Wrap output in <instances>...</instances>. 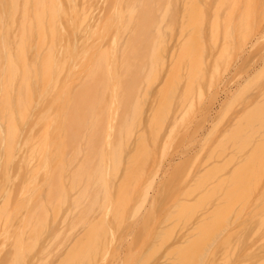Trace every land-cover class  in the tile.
<instances>
[{"label":"bare ground","instance_id":"obj_1","mask_svg":"<svg viewBox=\"0 0 264 264\" xmlns=\"http://www.w3.org/2000/svg\"><path fill=\"white\" fill-rule=\"evenodd\" d=\"M263 1L261 0V3ZM178 2L180 3V8L181 9L178 8ZM209 2L211 3V1H209V0H0V113H10L9 114V120H8V131H7V135H6V142H7V144H6V149H5L4 155L7 158L6 161H9V158H10L12 149H15V148H18V147L24 148L26 146L27 149H28V153H27L26 157L30 161V164L32 163V166H33V163L38 162L39 164H42V166H43V169L42 170H39L40 168L37 169V167H36V169H37L36 171H39V172L42 171L43 172V174H44V176H43L44 181H42V183H39V184L42 185V186H44V184H45L44 187H46L45 190H47V191L44 190L45 193H47V195H46L44 192H38V191L35 192V190L37 188L42 187V186H39V184H38V185H36L37 188L34 187V189L32 190L33 191V193H32L33 198L31 199L32 203L29 204L30 206L28 205V207L25 208L24 211L25 212L27 211V213H25L23 211L26 214V218L24 220H22L23 218H19V219H21L20 221H22V223L21 222H18L19 221L18 219H17L18 221H16V218H18L17 216H12V212L13 211L12 212L11 211H4V212H9V213H7L6 215H4V213H2L0 215V227H2V226L4 227V229H1L0 230V264H5V263H7V264H28L30 262L29 261L30 260L29 259V254L31 255L30 258L31 257L33 258V256L34 257H37V260H35L36 258H33V259L31 258V260H33V261H31L30 264H32V262H34V260H35V262L33 264H35L36 261H38L39 264H47V261L51 258V256H54V257H57L58 258L61 255V253L59 254L57 252V250L60 249L58 247L59 246L60 247L61 246H64V245H61V243L58 244V247L55 246V245H57L55 243V240H58L59 241L60 240V239H58V238H60L59 236H63V235H61L60 231H59V233L57 231H54V233H53L54 234V237L52 238L51 241H50V239H51V236L53 234L50 235V238L49 237H47L48 239L46 238V240H49L48 241L49 243H46L43 240L41 241L42 243H40L39 241H40L41 237L43 235L45 236V233L48 232V231L46 232L47 226H49V228H50V226H54V225H57L58 226V223L56 224L55 222L61 220V218H63V219L60 221V225H62V229H64V230L66 229L68 232L69 231L71 233L76 232V230H77L76 227L78 225H81V227L83 225L85 227L87 226V230H85L86 232L81 230L84 233L82 235L85 236V239H83L84 236H81L80 235V237H83L82 239L85 240L84 243H83L84 246H80L78 248L77 247L78 246L77 245L78 243H77L76 240H74L77 243L76 244L74 242L75 245H77V246H75L77 249L75 247L72 248V245L70 246L71 250L68 247L67 250L69 249V252L72 253V254H70L71 257H68V259L64 257V255L66 256V254L69 255V253L67 252V253L63 254V259L61 257H60L61 259H59V261L60 260H63V262L62 261H60V262L58 261L59 263L57 262L56 264H60V263H62V264H94L93 261H96L97 263H99L98 262L99 260L103 264H105L106 263V257H109L112 254L110 256L112 258L113 254L116 253V252H113V250H112V248H114L113 245L115 244V246H116L119 242L121 243L122 242V238L124 239V236L125 235L128 236V237L126 238V236H125V239L124 240L128 241L131 244V242L133 241L132 239L135 236L132 235V232H131L130 227H128V230L125 229V231H129L128 234L131 233V235H130L131 238H129V235H127L126 232H125V235H120L119 234L118 237L123 236L119 240H118V237L116 235L117 234V231H119L117 229H120L121 225L124 224V223H122L123 220H125L127 222V221L131 220L132 218H134V214L135 213H137L139 217H137V216L135 217V219L137 218L136 223H135V220L134 219H133V222L130 221V222H132L131 224L129 222L130 225L136 224L134 226H131L132 229L133 228H136V231H137V227H139L137 225H143V224H137V223L140 221L139 220L140 217L142 218L140 222L141 223L144 222L142 220H143V218H145L144 215L146 213L143 215V212H145V211L142 208H139L138 209V207H143V205H145V203H146L145 201H147V199H151L152 198V196H151L152 193L150 194L151 197L148 196L147 193L150 192V191L154 192L153 190L155 188H151L150 191H148V190L151 187L150 185H152V184L154 185L155 181H152V178L149 180L147 178V175H146L145 176L146 177L145 179L147 181L149 180L148 183H147L148 184V187L146 186L147 184L145 183V180H144V186H145V188H144L143 185H142L143 186L142 188L146 189V187H147L148 188L147 189L148 192L146 193V190H145L144 193L142 192L143 194L141 192H138L139 194H135V192H136L135 187H133V189H132L129 186V185L132 184V179L130 181L131 183L128 182V181H126V183L124 182L120 186L118 184H120V181L122 180V178L119 181L118 179L120 177H118L117 180H116L115 177L116 176H119L120 173L118 174V172L122 170V167H121V170H120V166H122V163H124V161H123V157L125 155L124 150H126L128 144H130V142H128V141H131V138L133 137V134L135 133L136 130H137V133H138V127H140L141 125H142V127L143 126L146 127L145 124L144 125L141 124V122H143L142 120H144V118H143L144 115L141 116V112H142V108H144L143 105L145 104V106H146V103L144 101L146 100V102H147V100L149 99V96H151V95H149V93H150L149 92L150 91V88L149 87L153 83L156 84V81L159 80L160 75H162L161 73H163V71H164V70L162 71V69L168 67V65H169V67L167 68L168 71L166 72V69L164 71L166 73L165 74L166 77L164 76V74L162 75V77L164 76L166 78L165 79L166 81H162L164 83L158 81V84H159V82L162 84V86L164 84L163 87H166L165 84L168 83L169 84V85L167 84L168 89L167 90L165 89V92H164V90L161 91V89L160 90L157 89L160 92V94L164 92L162 94V96H160V94H158V92H157V94H158V96H157V94L155 92V100H154V102H156V100H157L156 97L160 99V100L158 99L159 101H161V99L163 101V102L161 101L162 105L159 107L160 110H159L158 107H156V104L155 103L153 104V102L151 101V103H152L151 104V107H152V105H154V107H156V108H154V107L153 108L155 110L158 108V110H159V111H153V113L156 112V114L154 113V115H153L155 117H152L154 119L149 120V118H148L149 115H147L148 113H152L153 108H152V110L150 108V110H149L150 112H147V113L145 111H143L146 114L145 116H147L146 119L148 118V120H147L148 122L149 121L151 122L153 120L152 121L153 125L151 124L152 126H150V122L149 123L147 122L151 128L149 126H148L149 128L148 127L145 128V130L146 129H149L151 131V133H150V131L146 130V131L149 132V134H152L151 136H149L150 138L152 137V139H149V137L147 138V135H146L147 133L146 134L143 133V132H146V131H142L144 129V127L143 128L141 127L142 129L139 128V130H140L139 133L138 134L136 133L137 134L136 139L134 138V142L138 143L139 147L134 142L133 143H134L135 146L132 145V143H131V145L133 146V148L137 147L136 150L132 148L133 151H135V152L132 151L133 154L139 152L138 154H139V156L141 158L143 156L145 157V155L142 156L141 153L143 154L144 151L146 153V149H147L146 147L148 146L147 145L148 144L147 142L149 140H151L150 143H152V145H154V143L156 145H159V146L161 145L160 142L157 144L156 141L157 140L158 141H161V137L163 135H160V134L163 133L162 131L165 130L164 129L165 128L164 126L168 125L166 123L168 121H170V120H172V126L169 127V129H171V130L172 129L177 130L178 133H176L177 131L174 132L172 130L174 132V133H172V131L167 130V131H169L171 133H168L167 132V134L165 135V132H164V135H165L164 138L166 140L163 138V141L164 140L166 142L168 140L171 141L172 140L171 138H173L172 137L173 134H174V138L176 136L175 140L178 139L177 137H180V136H181V138L184 137L183 140H186L185 139L186 136H184V132L187 130V132H185V135L188 134V133L190 134V132L192 131V129H191L190 132H188L190 130V126L189 125L191 123L190 124L187 123L186 120H185V118L187 119V117H188L189 119H187V121L188 120L190 121L192 119V116L195 117L192 114H195L197 112L196 111L197 108H199V106L201 105L202 101L203 100H206L204 98L203 93L201 92V90L203 89L202 88V85L203 84L200 83V82H203V81H204L203 83H205L206 79L208 78L207 77V78H205V80H202L205 77V74L203 73L204 72L203 69H209V71L210 70H213V72L211 71L212 73H214V71L215 72L216 71L218 72L221 69L220 67L222 66V61L221 60L222 59H224V60L226 59L227 60V58H229V56L231 57V54L234 52V49L235 50L238 49V44L240 46V44L242 43V42L238 43V37H242V39L244 40L246 37H248V35H249L250 32L251 33H250L249 37H251V36L254 37V35L258 32L259 29H261V30L263 29L262 26H260L262 28H259V24L261 25L262 24L261 22L264 23V20H263L264 19L263 18V16H264V8L263 7L264 6L261 8L260 7V4H259V7H258V5H257L258 3H256V0H213V7H212V12L213 13L211 12V14H210V12H208V14L213 15V17L209 18V21H211V22H209V25H208V20H207L208 18H206L208 14L205 15V12H206L205 9L206 8L204 9L203 8V5H204V7H207L209 5L208 8H207V11H210V10H208V9H210V4H208ZM206 3L208 5L205 6ZM241 4H243L242 5L243 8L241 7ZM256 6L259 8V10L261 9L260 11H258V12H260V14L263 11V15H261V17L263 19L259 18V20H258V17H256V15H253L255 12L257 13V16L259 15V13L257 11H254V9L255 10H258V8ZM239 8L240 9L242 8V9L240 10ZM238 11H240L239 12V15L242 17L241 19H238ZM221 12L223 13V17L220 18V13ZM253 16H255L256 19L258 20L257 22H259V24L258 25L256 24V26H255V27L258 26L256 28L257 29V32L255 31V28H253L254 31H255V34H254V31L253 30H250V29H252V27H248L249 23L255 21V18ZM251 18H252V21H251ZM210 19H212V20H210ZM261 20H263V21H261ZM247 21H249V22H247ZM246 22H247V25H246ZM252 24L254 25L255 22L252 23ZM253 25H251V26H253ZM177 26H178L177 29H178V35H179V37H177V39L176 38L175 39H176V42H178V43L182 40L181 43H180V47H179L180 49H178V48H177L178 50L177 49H175V50H172L171 49L174 52V54H176L177 52L178 53L175 56H173L174 55L173 53H171V55L168 54V56L169 55L171 56V57L170 56L168 57V59H171L168 62L169 63L171 61L172 62L166 66L165 61H164L165 58H163L165 56V54L162 55L165 52H166V55H167V51H166V47H165L167 43L165 42V39H169V43L171 42V40L173 38L172 37L173 36V30ZM261 30L258 33V35L260 34V36H258L259 38H261V33L264 32V29H263V31H261ZM205 32H208L207 33L208 35ZM168 33L172 34V35L169 34V38L167 36ZM205 35L207 36L206 37L207 39L205 38ZM170 36H171V38H170ZM182 37H183V39H181ZM219 37H221V39H222L220 41L222 43H220L218 41L221 44V50L222 51L221 50L219 51V49L217 50V47H218L217 45L219 44V43L217 44V40H218ZM262 37L264 38V36H262ZM178 38H180L181 40L179 39L180 41H178ZM254 38L251 37L250 39H254ZM263 38H261V40L259 39L260 40V43H262V41L264 40ZM205 39H206V41H205ZM256 40H258L257 39V36H256ZM258 41H256V42H258ZM169 43H168V45H169ZM245 44L246 45H244V44L243 45L246 47L247 46V43H245ZM168 45H167V47H168ZM172 45H173V43H172ZM176 45H178V44H176ZM243 45H241V48L244 47ZM174 46L172 48H174ZM207 48H209V49H207ZM249 48H251L250 50H252V47H249ZM253 48H254V46H253ZM212 49L214 50V52H215V49H216L217 50V53H220V52L221 53L219 55L216 53L217 56H215V57H212V56L209 57L207 55V58H205V56H203L204 53H205V50H209L208 53L213 54L214 52L213 53L210 52V50L213 51ZM242 49H240V50H242ZM176 50H177V52L175 53ZM255 50L257 51V47H256ZM245 51L247 52V48H246ZM246 52H244V53L246 54ZM248 52H249V50H248ZM258 52L259 51H257V53ZM238 53H240L239 50H238ZM260 53H262V52H259L258 54H260ZM263 53H264V51H263ZM206 54H207V52L205 53V55ZM240 54L241 55H239V56L241 57L243 55L242 51H241ZM262 55L264 56V54H262ZM262 55H258V56L259 57H262ZM208 57L209 58L212 57V60H213V64L212 65H213V67L209 65V64L212 63V61L210 63L207 62V60L208 61L211 60V59L209 60ZM235 57H237V55L234 56V59H235ZM249 57H247V58L243 57V58L246 59V61H248L249 60ZM203 58L207 59L206 62L209 63V64H207V63L206 64H207V66H210L211 68H209L207 66L205 68V66H204L205 63H204V59ZM237 58H236V60H237ZM162 59H163V62H162ZM172 59H174V60H172ZM232 59H233V57H232ZM238 59L240 60V59H242V57L241 58H238ZM259 59H261V60H259ZM262 59L263 58H257L256 60L262 61ZM224 60H223V65H224ZM230 60H231V58H230ZM236 60H235V62L237 64V61ZM246 61H244V62H246ZM229 62H227L226 64H228L229 67H230V64L231 63L229 64ZM244 62H243V64H245V65L248 64V63H244ZM217 63H220L221 66H218ZM233 65H235V63ZM162 66H164V67L162 68ZM217 66L219 67L218 68L219 70H217ZM237 66H234V67L237 68ZM234 67L232 66V68H234ZM223 68H226V67H223ZM227 71L228 70H226L225 72H227ZM229 71H228V74H229ZM159 72H161V73L158 76ZM211 72H209V73H211ZM221 72H224V69ZM234 72L232 71V74L230 72L229 79H230V77L234 78L233 75L234 76L236 75L235 69H234ZM209 73H208V75H209ZM219 73H220V71H219ZM215 74H217V76H219L218 73H215ZM241 75H242V72H239V75H237V77L238 76H241ZM211 76L212 75L210 74V77H209L210 78V81H212L213 79L215 80V83H216L215 84V88L216 89L219 90V86L222 87L223 83L226 85V81L228 79L227 80L226 79H223L222 81H225L223 83H221L222 81L219 79L220 83L222 84V85L221 84L219 85L217 83L219 81L216 82V79H218L217 76H216V79L213 76V79L212 80H211V78H212ZM224 76H225V73H224ZM162 77H161V79L164 80V77L163 78ZM219 77H223L222 73H221V75ZM249 78H251V77H249ZM236 79L242 80V76H241V79H239V78H236ZM236 79L234 78V81L235 82L233 84H235L236 82H238ZM140 80H143V82H144V86H145V89L144 90H147L148 88L149 89L147 91H143L142 92L143 94L141 96L142 98L140 97L141 100H138V98L134 96V92H135V87H137L136 86L137 83H140L139 82ZM214 80H213V83H214ZM246 80H248V79H246ZM180 82H182V83H180ZM232 82H233V79H232ZM232 82L230 84L228 82V84L231 85V86H234V85H232ZM244 82H248V81H244ZM183 83L185 84V87H186V85H188V86H187V88L183 87V89H182L183 92H181V93H183V94L186 93L187 97H185V102L186 101L189 102L190 106H188V107H190V110L187 108V106L185 108V111H182L180 109V108H182L183 105L184 106L186 105L185 102H183L184 104L183 103L181 104V101L184 100V97H183V94H182V97L183 98H181V97L179 99L177 98L178 101L180 99H182L179 102L181 105L178 106V109H180V111H178L177 106H176V103L178 104V101L175 99V94H177L178 96L181 94L180 93L181 89L180 90H177V89H179V87L181 85H183ZM194 83H195V85L197 84L195 86V89L193 87L194 86ZM198 83L201 84V87H200V85ZM178 84H180V85H178ZM210 84H208V88L211 89L212 87H214V85L212 84V87H209ZM258 84L257 83L256 84L255 83L254 84H248L245 87V90L247 92H250L251 90H253L252 86L253 85L260 86V82H258ZM225 85H224V88L222 87V90L225 89V87H226ZM229 85L227 87H229ZM238 85H240V83H238ZM198 86L200 88H202V89L199 90V92H198V89H199ZM203 86H205V84ZM217 86H218V88H217ZM250 86L252 88L251 90H250V88H248ZM256 86L255 87L253 86V87L254 88H257V90L264 89V87L263 88L260 87V89H258L259 87H256ZM140 87H142V85ZM227 87H226V90H225L226 92L222 91V93H221L222 96L225 93H226V95L229 93ZM235 88H237V87H235ZM184 89L185 90L186 89L189 90V92L188 91L185 92ZM229 89H230V87H229ZM192 90H193V92H194V90H197V91H195L196 94H198V95L201 94V96L203 95V100H202V98H200V100H201L200 104L198 102H197V104L196 103H193V104H196L197 105V108L196 109H193V107L191 106L192 103H190V102L198 101L199 100L198 98L201 97V96L200 95L199 96L197 95V97H195L196 100H194V101H191L190 100L189 101V97H191L192 99H194L193 97L196 96L195 92H194L195 95L192 94L193 97L191 95H189V94H191ZM206 90H208V89H206ZM245 90L242 91L243 95L241 97L245 96L244 93L245 94L247 93ZM151 91H152L151 94H153V90L152 89H151ZM178 91H179V94H178ZM147 92H148V94H147ZM211 92L213 93V91H211ZM216 92H217V90H216ZM234 92L235 91H232V93H234ZM253 92H257V91L254 90ZM187 93H189V94H187ZM204 93H206V92L204 91ZM207 93H208V91H207ZM236 93H237V97H235L236 95H230V98H232V96H234L233 98L238 99V92H236ZM211 94H209V95H211ZM217 94L218 93H216V95ZM257 94L259 95L260 93L258 92ZM137 96H139V95H137ZM216 97H220V96H216ZM254 97H255V95H254ZM262 97H264V94H263V96H261V98ZM143 98H144V101H143ZM152 98H154V97H152ZM225 98H228V96L225 97ZM261 98H259V101L260 102H261V100H263V98L262 99ZM171 99H172L173 103H172ZM186 99H188V100H186ZM207 99H208V95H207ZM214 99H212V101L213 102L214 101L216 102L217 100H214ZM236 99H234V100L237 101ZM158 100H157V102H158ZM253 100L254 99L252 98V101ZM174 101H176V103ZM206 101H208V100H206ZM212 101L210 99L208 101L209 104ZM248 101H251V100H248ZM256 101H258V100H256ZM246 102H247V100H246ZM246 102H244V104ZM253 102H248V107H249V104H251ZM258 102L257 103L254 102V104L257 106ZM174 103H175V105H174ZM172 104L174 106H176V108H174V106ZM189 104H187V105H189ZM204 104H206L207 106H205ZM204 104H203L204 105V107H203L204 109L203 110L206 109L204 112L207 113V109L209 108L208 107V103H205L204 102ZM211 104H213V103H211ZM245 105H244L243 108H245ZM261 105H262V102L260 103V107L262 108L264 105H262V106ZM252 106H253L254 112H258V111L260 112L261 111V114L264 115V112L262 110L263 108L262 109L259 108V104H258L257 107L260 110H257L256 106L255 107H254V105H252ZM171 108L177 109L176 110V112L178 111L177 112V115L181 111L184 112L183 114L182 113L180 114L181 117H178V118H180V119H178L179 122L176 121V117L177 116H176V112L174 110L173 111L175 112V114L171 112L172 115H170L171 114L170 111H172ZM200 108H201V106H200ZM148 109H149V106H148ZM187 109L189 110V113H185V112H187ZM143 110H145V108ZM191 110H194L196 112L193 111L194 113L193 112L191 113ZM198 110L200 111V109H198ZM203 110H201V112ZM247 110H243L244 112H246V113H244L246 115H243V118L241 116H239L241 118H239L237 116L238 117L237 120L240 119V121H243V122H246V121L247 122H250V119L248 121V118L249 117L250 118L253 117L252 118L253 120L251 119L252 122L253 121L256 122L257 121V118L261 117V115L259 114V112L256 114L253 111H251V113L252 112L254 113V114L252 113L254 115L253 116L250 113V110H252V109L249 108V111L248 112H247ZM199 111H198V113H199ZM157 112L158 113L160 112V113L158 114ZM208 112H211V110H209ZM231 112H233V111H231ZM206 113H204L202 116H204ZM227 113H230V112L228 111ZM152 114H150V117L152 116ZM187 114L188 115L190 114V117L187 116ZM207 114H208L207 119H206L205 116H204V118L208 121V119L210 117H209V113H207ZM185 115L187 117H184ZM199 115H200V113H199ZM232 115H231V118H233ZM235 115H237V114H235ZM256 115H257V118H256ZM172 116H174L175 118L172 117ZM202 116L200 115V117H199V120H201V121L203 120ZM196 117H198V115H196ZM196 117L194 119H196ZM242 119H244V120H242ZM181 120H182V122H181ZM193 120H191V121L193 122ZM260 120L261 119H258V122H260ZM183 121L186 122L188 125L186 123H184ZM207 121H206V123L208 124L209 121L208 122ZM236 121L234 119V123L232 125L236 124ZM237 122H239V121H237ZM173 123L176 124V125L173 126ZM177 123H180L179 125L182 124L181 125L182 127L185 126V125H186V127L188 126V129H186V130L184 129L185 130V131L183 130L184 132H181L180 131L181 133H179L180 126L178 127V124ZM262 123L264 125V119H262V122L259 124L260 125V126H258L259 128H261V126H263ZM195 124H196V122H195ZM195 124L192 126L193 128L195 127ZM240 124H241V126H240ZM240 124L235 126V127H237L236 128L237 131L239 129V131H238L239 133H237V135H238L237 138H240L241 137L240 132H243L241 134H244L245 133L240 128V127H242V123H240ZM256 124H258V123H255V125ZM204 125H205V123H203V126ZM246 125L248 126L249 124L247 123ZM246 125L244 124V127H242V129H245V128L247 129L248 127ZM250 125L252 126L254 124H251L250 123ZM176 126L178 127L179 130L177 129ZM203 126H201V127L204 129L205 127H203ZM226 126H228V125H226ZM251 126H250V128L253 127V126L252 127ZM152 127H153V129H152ZM173 127H175L176 129L173 128ZM202 128H199L198 129V132L203 131V130H201ZM259 128H258V130H254L253 129L256 132L258 131V133H256L257 135L252 130L253 131L252 133L254 134V137H252L253 139H251V141L254 140L255 135H256V137H259L262 134L261 132H259ZM34 129H37L36 131H39L40 132L38 136H37L38 132H36L37 134H35V133L34 134L31 133V135H28L27 134L28 132L30 133ZM236 130H234L233 128H230V130L228 131L229 134L227 133L230 136V138L225 134L226 131L223 130V132H225V133L223 134V132H222L223 135H221V136L226 135L224 137H228L229 139H227V140L229 142L227 141V143H224V142H226V138H225V141L224 142L222 141L223 140L222 137L219 138L221 141L218 139L220 141V143H222V144L224 143L223 145H225V146L227 144L229 145V143H230V141L232 139L231 142H233V143H231V145H233V146H230V148L233 147V149H235V151H236V148L237 147L234 148V142L236 143V141H233V139H235V137L232 138V134ZM260 130H262L263 133H264V127H263V129L261 128ZM153 131H154V134L155 135L152 133ZM206 131H208V130H206ZM230 131H232V132H230ZM140 132L143 133L144 137L146 135L147 142H145L146 141L145 138L144 139H142L143 137L140 138V135L142 136V133H140ZM198 132H196V135L193 134L194 138H192V136L189 137L190 139H189V143L188 144H185V143H187L188 140H186L185 143H184V141L182 143L185 144V146H187V145L189 146V145H192V144L195 145V143H197V145H198V143L201 142L200 140H199V142H195V141H198L196 139V136H198V134H199ZM236 132L233 135L236 136ZM182 133H183V135H181ZM210 133H208V135L204 137L203 134H202V132H201L202 136L204 137V138L202 137L203 140L205 138L206 139L208 138L207 140L205 139L204 142L207 141V143H209L210 140L211 141H214V140H212V136L213 135L210 134ZM249 133L247 135H249ZM259 133H261V134L259 135ZM169 134H170V138L168 137ZM179 134H180V136H179ZM20 135L23 136V138L21 137L22 138L21 140H20ZM33 135H36V137L33 138ZM251 135H249V137ZM30 136H32V137H30ZM200 136L201 135H199V137ZM245 137H246V135H245ZM262 137L264 138V136H262ZM174 138H173V140H174ZM209 138H211V139H209ZM138 139H139V141H138ZM140 139H141V141H140ZM192 139L193 140L196 139V140L192 143V142H190V141H192ZM242 139H244V140L247 139L248 141L250 140V138H248V136H247V138L242 137ZM153 140H155L154 143H153ZM236 140L238 141V139H236ZM244 140H242V143L247 147L246 144H248L249 142L247 140L246 141L248 143H246V141L243 142ZM258 140H259V138L257 139V141L256 140H254V141L258 142ZM170 141L167 142L170 145L171 144L173 145V143H175L174 141L173 142L171 141V143H170ZM217 141L215 143H217V145H218V142L219 141L218 142ZM263 141H264V139L262 141L260 139L259 142H261V144H262ZM139 142H142L141 143L142 144V147L144 146L143 143H147L146 144L147 146L144 147V148H146L145 150L143 148H142V150L140 149L141 144ZM166 142H162L163 144L161 146L164 149L162 148L163 149V152L162 151H159L160 152L159 154L162 153V155H164L165 152L168 154L169 150H166L167 149ZM256 142H255V144H256ZM190 143H192V144H190ZM242 143L239 142L238 145H242L243 147L242 148H239V149H243L242 151H244V149L246 147ZM203 144H205V143H203V141H202V145ZM212 144H213V142H212ZM179 145H182V144L179 143ZM214 145H213V147H214ZM217 145H215V146H217ZM248 145H252V144L249 143ZM154 146H150V148L151 147L152 148H155L156 146L155 147ZM185 146H182V147H183L184 151L186 152V148L187 147H185ZM206 146H208V145L205 144V146H201V144H200L199 148L203 147V149H204ZM225 146H223L224 149H225ZM259 146H261L260 143H259ZM262 146H264V144ZM262 146L259 149H257V147H253L252 149L253 150L254 149L255 150L257 149L256 154H258V151L260 152L261 150H263V152H264V149H263L264 147L262 148ZM106 147L107 148L110 147L109 152L107 151V148ZM148 148H149V146H148ZM150 148L147 149V153L146 154L149 153L148 150H150L151 153H153L155 151V149H154V151H152V149H150ZM208 148H207L206 152L208 151ZM249 148H250V150L248 148L247 149L251 152V146ZM138 149H140V151ZM187 149H189V150H187V152H190L191 149L190 148H187ZM201 149H199V150H201ZM212 149L215 150V151H213V153L216 156L219 153H221V154L218 155V156H221L223 154L222 152H220L221 151L220 149H222V148H219L220 151H218V154H216L218 148L216 150L215 147L214 148L211 147V150ZM239 149H238V151H239ZM18 150H21V149H18ZM127 150H128V148H127ZM178 150H181L182 151V148L180 149V147H179ZM202 150L200 152H196L197 154L198 153L199 154H198V156L194 157V159H195L194 161L195 162L192 161L193 162V166L196 163H200V159L198 158L199 159L198 162H196V159H197V157H200L202 155V153H203ZM225 150H227V149H225ZM230 150H228V152L226 151V154L230 153L231 152ZM253 150H252V152H254ZM129 151H131V150H129ZM141 151H143V152H141ZM157 151H155V152L157 153ZM172 151H174V150H172V146H171V152ZM222 151H223V149H222ZM249 151L247 152V155L248 156L250 155L249 154L250 153ZM176 152H177V150L175 149V152H173V153H175V156H177ZM210 152L212 154V151H210ZM240 152H238V154ZM263 152H260V153L263 154L262 157H261V154H259L260 156L258 155V157H261V160L262 159L264 160V153ZM156 153H154L153 155L152 154L151 155L148 154V155H146V157L148 158L149 156H152L150 158H153V157L155 158L154 155ZM173 153L171 155H174ZM177 153H179V152H177ZM235 153H237V151ZM189 154H191V153H189ZM193 154H195V153H193ZM238 154H236V155H238ZM242 154H243V152H242ZM242 154H240L238 156H241ZM156 155H158V153ZM231 155L233 156V153ZM254 155H255V152H254ZM130 156L128 155L125 158L127 160V157H128V159L130 161H126L124 159L125 162L128 163V165L123 166L124 167V170L126 171V173L128 172L126 168L129 167V162H130V167L132 168L131 162H133V166H134V165H136L134 162L138 161V163H137V165H138V164H141L142 161H144L143 160L144 158H142V160H136V161H133L132 159H130V158L136 157L137 154H135V156H133L130 153ZM167 156H169V159H174L173 158L174 156L173 157H170L169 154L168 155L165 154V156H163V157H167ZM184 156H186V155H183V156L181 155L180 158L181 157L183 158ZM188 156L189 155L187 154V156L185 157V159H187ZM208 156H209V151H208ZM223 156H225V154L222 155V157ZM80 157H81V161L79 163L78 162V159ZM163 157L160 158L159 160H164ZM206 157H207V155H206ZM212 157H214V159H215V156L213 155V156H209V158L207 157V160L206 161L203 160L205 162V164L211 163L212 161L210 159ZM222 157L219 158V160H218V157H216V159L218 160V162L223 159ZM228 157H229L228 158L229 160L226 159L227 157L223 160L225 163L223 161H222L223 163L221 162L223 164V166H221V169L222 170H220V171L218 170L217 171V173L219 172V175L220 174H223L224 175L226 173L225 170L228 172V170H227L228 168L227 167H229V165H230V168L232 167L231 166L232 160H233V158H235V156L234 157H231L229 155ZM243 157H244V162H245L246 160L247 161H250L252 159V158L250 159V157H253V156L247 157V158H249V160L246 159V156H243ZM243 157H240V158L242 159ZM147 158H146V161H145L146 163H147ZM177 158H179V157H177ZM230 158H232L231 161H230ZM253 158H256L259 162L261 161L260 158L259 159L257 158V155H255ZM95 159L98 160L97 164H94V160ZM239 159L237 158V162L236 163H239V165L242 164V163H243L242 165H245L246 164V162H245V164H244V162L240 163L243 160L240 159L241 161L239 162L238 161ZM152 160H154V159H152ZM217 160H214L213 162H216ZM225 160H227V161H225ZM188 161H189V159H188ZM207 161L208 162L210 161V162L207 163ZM234 161H235V159H234ZM253 161L255 162L254 159H252V162ZM173 162H174V160H173ZM227 162H229L228 163L229 165L227 164ZM252 162L250 161L251 164H252ZM150 163H151V166H152L151 168L153 169L154 168L153 165L156 164V163H154L153 165H152V162H150ZM161 163H163V162H161ZM168 163H169V165H172V164H170V161L169 160H168V162H167L166 165H168ZM175 163L177 164V162H175ZM175 163L173 165L176 166ZM201 163H203V162H201ZM262 163H260V164L257 163V165H259V167H261L260 165H262ZM109 164H110V166H109ZM160 164L157 165V167L153 170L154 172H156V175H158L157 174V172H158L157 170L159 169L158 167H160ZM190 164H191V162H190ZM214 164L215 163H213L212 165H214ZM226 164H227V166H226ZM247 164H248V162H247ZM137 165L135 166V168L133 167L134 169L132 168V171L134 170V172H135V176L133 177V179L135 181L136 173L139 172V174H137L138 175L137 177H139V175L142 173L141 176H140V178L142 177V179L137 180V181H140L141 182V180H143V178H144L143 177L144 176V171H143V167L142 168H139L140 166L138 165V167H137ZM142 165L143 164H141V166ZM224 165H225V168H224ZM107 166L110 167L111 170L110 169H107ZM193 166L191 164V166H189V168H187V170L188 169L192 170ZM201 166H202V164H201ZM205 166L206 165H203V167H205ZM214 166H216V168H217V164H215ZM163 167H165V166H163ZM163 167H162V169H164ZM210 167H208V169L207 168L206 169L204 168V170H208L210 172L211 171L210 170ZM236 167H239V166L236 165L234 168L236 169ZM247 167H245L243 169L242 168H239L241 170L238 169L239 170L238 172H242L243 174L245 173V176L242 175V173H238L237 174V172H236L237 170L236 171H233V170H235L234 168L231 169L232 172H230V176L234 174L233 172H236V174H237V176H236V174H234L235 175L234 178L237 180L236 182H234V181L232 182V180H233V179L231 180L232 177H230L229 180H226V179L222 178L223 176L220 177V178H222V180L224 179L226 181H220L219 182V180H221V179L218 178L219 175L215 173L217 175V180L219 179L217 183L220 185V183L222 182L221 185H224L223 184V182H224L225 185H226V187H227V183L226 182L227 181L228 182L231 181L228 184L233 185V187H234V184H236V183L238 184L239 180L242 177H243V179H247L248 176H250L251 179L253 177L254 178H257V174L259 173L258 169H260V168L258 167V169L256 170V172L253 170L255 173H257V171H258V173L255 176L254 175L255 174L254 172L251 173L252 175L251 174L250 175H246V173H247L246 172V168L248 170H250L249 169L250 167L249 166H247ZM262 167H261V169L263 170L264 167L263 168ZM138 168H139V170H137L138 171L137 172L136 169H138ZM151 168H149V171H150ZM165 168L167 169V166ZM170 168H171V166H170ZM170 168H169V171H170ZM173 168H174V166H173ZM216 168H214L212 166V169H214L216 171L217 169L220 168L219 167V164H218V168L217 169ZM166 169L164 171H166ZM107 170H109V171H107ZM141 170H142V172H141ZM171 170H173V169H171ZM194 170L195 169H193L192 172L195 173L196 170L195 171ZM214 170H212V172H211L212 174L214 173ZM32 171H34V170H32ZM149 171L147 170L146 172H149ZM153 171H152V175L151 176L149 175V176L150 177H153L154 176L153 179L155 180V178H157L158 176H156ZM164 171H163V173H164ZM169 171L168 172L166 171L167 173L165 172L162 175V173L160 172V169H159L160 175H162L164 177L165 174H166V176H165L166 179H163L164 181L165 180H168L167 178H169V174H168ZM172 172H174V171H172ZM204 172H205L204 175L206 176V178H207L208 175L212 176L210 173L208 174V172H206V171H204ZM25 173H26V176L29 177L32 172L30 174H28L29 172H28V170L26 168L25 169ZM33 173L31 174V178H32V175L35 176L36 173H38V172H36L35 174H33ZM121 173H123V172H121ZM129 173H132V172L129 171ZM129 173H127L128 176H129ZM187 173L189 174L190 172L187 171ZM199 173H198V175H199ZM206 173L208 175H206ZM262 173H264V172H261V174L259 173L260 175L258 174L259 175L258 176L259 179L257 178L256 181H258V182L259 181L260 182L263 181L262 179H263L264 174H262ZM149 174H151V173H149ZM200 174L203 175V173H200ZM240 174L242 175L241 178L239 177ZM130 175H131V177L129 176V178H132V176L134 174H130ZM202 175H199V176H202ZM216 175L213 176V178L212 177L211 178L213 180H215L216 179ZM261 175H262V177H260ZM162 176H160L161 177V180H160L159 177L157 178L160 181L157 180V181H159V182L156 183L158 185H154V186H158L159 187V185L161 183H163V184L165 183L162 180ZM185 176H187V175H185ZM185 176H183L184 177L183 182L185 181L187 183V180H185L186 179ZM190 176L188 175L187 176V179ZM54 177H56V179H55L56 180V183L53 182L54 181ZM121 177H123V176L121 175ZM197 177H195V178H197ZM237 177H239V178H237ZM250 177H248V179ZM108 178H109V180L111 178H113L112 180L115 181V182L116 181H119V183L116 184L115 189L112 186H111L112 189L109 188L110 186L108 185V182H109L108 181ZM127 178H126V180H127ZM203 178H204L203 176H202V178H200L201 181L206 179V178L205 179H203ZM254 178H253V180H250V179L249 180H244V183L242 182V184L239 183L240 186H241L239 190L240 191L243 190L241 188H243L245 185H246V188H247V185L248 184H245V181H246V183H249L250 186L252 185L251 187L249 186V189L250 188L253 189V187H254L253 185H255L254 184L255 183ZM206 180H207L206 181L207 184H209V182H208L209 179L207 178ZM123 181L124 180H122V182ZM134 181H133V183H136L137 184V182H134ZM197 181H199V179L196 180L195 184L192 183L193 180H192L191 183L188 182L189 184H191L190 186H192L193 184H194L193 186L196 185L195 188L194 187H191V188H193L194 190H196L197 192L195 191V193H197V194H198V191H200L199 193H203L204 190L205 191L207 190L206 188H208V190H209V187L210 186H214L213 187V190H214L215 189V185L217 184V183H214L215 185H213L211 183L210 186H206L207 184L206 185L204 184V186H206V187H204V188L202 187V190H203L202 191V190H199L200 188L198 189V187H197V186H200L201 185V181H200V183L198 185H197ZM248 181H252V182H248ZM253 181H254V183H253ZM67 182H69V183L67 184ZM140 182H138V183H140ZM149 182H151V183H149ZM183 182L181 181L182 184L179 183V186L180 185L182 186L183 185ZM258 182H256V186H257L256 187V190H255V187L252 190V191H255L254 193H256V191L258 190V187H260V188L262 187L260 184H258L260 186L257 185ZM231 183H234V184H231ZM124 184H127V186H128L127 190L130 192V194H131V192H133V194H135L137 196L139 195L138 201H139V199L141 197L140 203L144 202V204L143 203L142 204H139L138 201L136 202V200H137L136 198L137 197L134 198L135 204H138L137 205L138 207H135L134 208V206H133V209L130 207L134 211L130 210L131 211V213H130L131 216L129 215V217H131V218L129 220H126L127 218L124 219L125 217L123 218V216L126 215L124 211H128V210H125V209L129 208V204L128 203H130V205H131V200L130 199H133L132 197H134L135 195H133V194H132L133 196L132 195L131 196L128 195L130 197H128L126 195L127 197L125 196L126 197L125 198L124 197V194H128V191L123 190L124 187L125 188L127 187ZM163 184H162V186H163ZM113 185H115V184H113ZM117 185L120 186L121 189L118 190V192H117L118 194L115 193V192L113 194L118 195L117 198L119 196L124 197V201H126L128 199V201L126 203H124L122 197H120V199L118 198L119 200L116 198L117 202H115V203L113 202L114 204L111 202L112 201L111 199L113 197H114L113 198V201H115V195L112 196L113 194L110 193V192H113V191H110V190H113L114 189V191H116V189L118 187ZM123 185H124V187H123ZM132 185L134 186V184H132ZM153 185H152V187H153ZM219 185H217V187ZM230 185H228L229 186L228 189L225 188L226 190L229 191V194H231L230 193V190L231 189L229 190V188L231 187ZM242 185H243V187H242ZM201 186H203V185H201ZM44 187L42 189H44ZM158 187H157V189H155L156 190L155 191L156 193H153V194H155V195L157 194V190L160 188V187L159 188ZM187 187H188V189H190L189 188V185ZM217 187H216V190L215 191L218 190L217 192L220 193L219 191H221L223 188L221 190H219L220 188L218 189ZM219 187H223V186H219ZM94 188H97L99 190V192L103 195V196H101V198L103 200L101 206L102 207H104V206L106 207V204H107L106 210H108V213H106L104 211L105 210V207L103 209H102V207H100L101 209H99V207L97 208V209L101 210L102 212L104 211L106 213V215H107L106 221L104 222L103 221V218H101V216H103V215L100 214L99 215L100 218L99 217L98 218L101 219V221L98 219V222L100 221L98 224H97V222L96 223H93L95 221L92 222V218L90 219L91 221L88 220V215L90 214L89 212L92 209H94L95 206H97V202H98V200L95 199V195L97 194V192L94 193L95 195L92 194L95 191ZM129 188H131L132 190L131 189L129 190ZM163 188L162 189L160 188L158 191H160V190L163 191ZM234 188L236 190L237 187H234ZM144 189H143V191H144ZM186 189L187 188H185V191L187 192ZM193 189H190V190L193 191ZM121 190H122V193H124V194L119 193V192H121ZM190 190H188V191H190ZM39 191H40V189H39ZM123 191H126L127 193H125ZM211 191H212V189H211ZM245 191H247V190L245 189ZM170 192L171 191H169V193ZM186 192L183 193V195H186ZM207 192H209V195H210V191H207ZM207 192H205L204 195L206 194L208 196V198L206 197V199H209V195H208ZM232 192H234V190H232ZM236 192H234V194L231 195V196H233L232 199L235 198V195H238L239 193H241V192L238 193V191H236ZM43 193L46 195V198H47L46 201L44 200L46 202L45 205H44L45 202L43 203V199H46V198H41L40 197L41 194L44 195ZM188 193H189V195L192 194V193L190 194V192H187V195L186 196H189ZM226 193H227V191L224 192V194L225 195H229V194H226ZM249 193H251V190H249L248 194ZM254 193L252 192V194H254ZM259 193L263 197V195L261 194V192H259ZM119 194H121V195H119ZM140 194H142V195H140ZM144 194H145V197L146 198L142 197ZM158 194H159V192H158ZM197 194H194V195H197ZM211 194H212V192H211ZM245 194L246 193H243V195H245ZM167 195H168V193H167ZM183 195H181V196H183ZM198 195H200V198L203 197V195L201 196V194H198ZM198 195L195 196V197H198ZM213 195L215 197L216 192L213 193L212 195H210V197L212 196V198H214ZM243 195H240V197L243 196ZM247 195L245 196L244 199H242V201L245 200L247 202L249 200L250 201L249 204H254V202L251 203V196H250V194L248 195V197H247ZM260 195H258V196L260 197ZM192 197H190V198L193 199L194 202L193 203H190L191 205L189 204V201H185V202L188 203L189 206H191L190 207L191 209L195 208L197 205L199 207V205L200 204L202 205L203 202L205 204L207 203V202L203 201L202 203L199 204L197 202V200L195 201V199H194L195 197L194 198H192ZM240 197H236V198L239 199ZM246 197H247V200H246ZM259 197H257V198L259 199ZM40 198H41L42 201H40ZM153 198H155V196ZM153 198L150 200V202H152V204L154 205L155 204L154 202H155L156 198H155L154 202H153ZM165 198H166V196H165ZM184 198L182 197V199H184ZM190 198L188 197L187 200L190 199ZM200 198L198 197L197 199H200ZM212 198L209 199V201H211ZM222 198H221V200H222L221 202L222 203H224V202L227 203L226 200L223 202L224 197H222ZM143 199H144V201H142ZM219 199L217 201H220ZM229 199H231V198H228L227 199L228 202H229V203H227V206H226L227 208L226 207H223L224 204L221 205L223 208L226 209L225 211L228 210L227 212H229V210L230 211L233 210V209H230L229 208V207L232 206ZM240 199L238 200L239 202L241 201ZM51 200H54L55 201L54 204H56V207H55V205L52 206V202L53 201H51ZM163 200H164V198H163ZM175 200H177V198ZM234 200H231V202L232 201L234 202ZM259 200H262V198H260ZM263 200H264V197H263ZM263 200L260 201V202L261 203L263 202V204H264V201ZM238 201H235L236 202V206L238 204H240V206H241V203H243V202L241 201L239 203ZM245 201H244V204H246ZM254 201H256L255 203L258 204V205L261 204L257 200H254ZM68 202H69V205H68ZM178 202L180 203V202H182V200H179ZM178 202L176 203V205L177 204L179 205ZM185 202H182V203H185ZM195 202H197L198 204H196ZM221 202H215L214 204H219V203L221 204ZM123 203L125 205L126 204H128V205L125 206ZM31 204H32V206H31ZM109 204H110V206L112 205V209L109 206ZM149 204L150 203H148V205L146 204L148 206V208L152 207ZM185 204H183V206L186 207L187 205H185ZM192 204L195 207L194 206L192 207ZM208 204H209V202H208ZM228 204H230V205L228 206ZM247 204H248V202H247ZM70 205H71V207H70ZM132 205H134V202L133 201H132ZM172 205H174V204H171V206ZM108 206L112 210V211H110V214H111L110 215V219H111V216H112V218L115 221L114 222L113 220H110V222H114V223L117 222L116 225L114 224L116 227H118L117 229L115 227V231L114 232H116V234L113 233V228L114 227L111 226V224H110V227H108L109 225L107 224V222L110 223L108 221L109 220L108 219V215H109ZM154 206L156 208V204ZM154 206L152 207V210L150 209L152 211V213H154L153 210H155L154 209ZM159 206H161V205H159ZM179 206L181 207V204ZM206 206H208L207 207L208 209L207 208H205V209L209 210V205H206ZM210 206H211V203H210ZM221 206L220 205L218 206L219 207L218 213H217V210H216L217 215L218 214H221L222 211H224V210H222L223 208H221ZM242 206H243V204H242ZM30 207H32V208H30ZM218 207L216 206L215 208H218ZM239 207L235 211L237 218H235V214L233 216L235 220H238V219L240 220V218H241V217L239 218V216H238V215H240V213L239 212H238L239 214L237 213V211H239ZM148 208H146V209L148 210ZM168 208H170V206ZM172 208H171V210H173ZM183 208L184 207H182V209ZM28 209H29V211H28ZM144 209H145V206H144ZM164 209H166V208H164ZM176 209L177 210L174 209L175 211L174 210L172 212L170 211L171 212L170 215L172 213H175V212L182 213V212H180L182 209L181 210L179 209V211H178V208L177 207H176ZM188 209H189L188 207L185 208V210H188ZM202 209H203V207H202ZM213 209L214 208H212L211 211ZM242 209L243 210L246 209V206H245V208H242ZM242 209H240L241 212H242ZM256 209L257 208H255L254 210H256ZM259 209L261 210L262 207L261 208L259 207ZM141 210H143V211L141 212ZM195 210H196V208L194 209V211ZM251 210L253 211V205H252V209H250V211ZM260 210H259V213H260ZM263 210L264 209L261 210L262 211V213L260 215L261 218H260L259 215H257V214H259V213H257L258 210L256 212H253V213L251 212V215L245 213V216L248 215V218H249V217H252V214H254L253 216L255 218L257 217L256 219L259 218L260 220L258 219L259 220L258 222L262 226H264V212H263ZM61 211H63L62 214L64 213L63 214L64 217H61V216H63V215H61ZM189 211H191V213H193L192 216H191V213ZM203 211L206 212L205 210H203ZM220 211H221V213H219ZM250 211L248 213H250ZM96 212H98V210ZM138 212L139 213H142L141 215H143L144 217L141 216V215H139ZM164 212H167V211H164ZM183 212H185V215L186 216L190 214L188 216V218L191 216L189 218L190 221L188 220L190 224L192 222L191 218L193 217V219H195V217H197L196 215H194L195 213L192 210H188V213L187 214H186L187 211H183ZM197 212H199V210L198 211L196 210V213ZM213 212H214V210L210 214L212 215ZM227 212H223L222 215H220V216L222 217L224 213H225V215H228ZM243 212H245V210ZM246 212H247V210H246ZM24 213H23V215L25 217V214ZM98 213H95V215L98 214ZM105 213H103V214L105 215ZM200 213H202V212L200 211L198 214H200ZM216 213H214L213 215H215ZM232 213H233V211H232ZM255 213H257L256 214L257 216H255ZM183 214H182V216H184ZM206 214H204V215H206ZM231 214L228 215V216L231 217ZM20 215H21V213H20ZM28 215H29V218H27ZM148 215H146L147 216L146 217L147 219L148 218L151 219V217H156V216H154V214L151 217H148ZM204 215H202V216H204ZM211 215H210V217H212ZM90 216H92V212H91ZM177 216H178V214L176 213V217ZM179 216H181V215H179ZM179 216L177 218L174 215L170 216V219H172L173 217L175 218V219H172V223H173V220L178 219ZM206 216L208 217L209 215H206ZM228 216H227V218H228L227 221H226V217L225 216H223V217H225V219L222 217L226 222L223 221L221 219V217L219 218L218 216L216 217V219H214L215 218L214 216L212 218L214 220H220L222 222H225L226 223L225 226L229 228V226L232 227L235 222H233V225H231L232 224V221H230V225L228 226L227 225V222L229 224V221H228L229 220V217ZM240 216H242V213H241ZM166 217H168V215ZM166 217H165V219L168 221L169 224H166L165 222H164L165 223L164 224L162 222L161 225L164 224L163 225L164 227L166 225H168V226L171 225L170 224L171 221L168 220L169 217L168 218H166ZM58 218H59V220H58ZM157 218H158V216H157ZM185 218L186 217L184 216L183 219H185ZM188 218H186V220ZM217 218H219V219H217ZM165 219H163V221ZM180 219H182V218H180ZM200 219H202V218H200ZM203 219H204L203 221L205 222L206 221L205 220L206 219L205 216L203 217ZM250 219H252V220H250V221L248 220L249 221L248 222V225L251 224L250 223L251 221L254 222L256 220V219L253 220V218H250ZM93 220H94V218H93ZM96 220H97V218H96ZM144 220L146 221V223H147L146 225L148 226V222H147L148 220H146V219H144ZM152 220H153V222H152ZM152 220L150 221V223L151 222H152V224L155 223L154 222L155 221V218L152 219ZM208 220H210V219H207V221ZM241 220H243V219H241ZM14 221H16L18 224L19 223L21 224V226H19L20 224L17 225V227L14 226L15 230H13L12 228H10L14 224L16 225V222L14 223ZM177 221L178 220H176V222H174V223L178 224ZM183 221H185V220H183ZM183 221H182V223H183ZM203 221H202V223H204ZM238 221L236 223H238ZM179 222H181V221H179ZM210 222H212V221L210 220ZM243 222H244V220H243ZM258 222H256V223H258ZM127 223H125L123 225V226L126 225L123 228H126L127 227ZM216 223H215V226H216ZM246 223L241 226L242 228L239 227L240 225H238V228L243 229L244 228V225H247ZM259 223H258V225H259ZM129 224H128V226H129ZM155 224H153L154 227L156 226ZM176 224H174L176 226V228H175L176 230L178 228L180 229L182 227V226L179 227ZM186 224L187 223H185L183 225L185 226ZM198 224H199V227L198 228H196L197 226H195V228L197 229L196 231L192 228L196 233H198V235H196V236H200L199 234H202V233H200L198 231V229H201L200 225H202V224H200V223H198ZM178 225H180V224H178ZM192 225H194V223ZM207 225H206V229H208L207 228L208 227ZM209 225H211V224H209ZM219 225H220V227L223 228V229H221L223 233L221 232L220 228L218 227ZM223 225L224 224L221 225V222L218 221V225L216 227H218L219 229L216 228V227H214V228H216L219 231L218 234H220V232L222 234L227 233L226 235H224L225 237L223 236L224 239L226 237L231 239L232 238V235L230 237V234H231L230 232L231 231L229 230L230 231L229 233L227 232V230L225 231L226 227L225 226L223 227ZM253 225L254 224L252 223V226ZM147 226L146 227L145 226L143 227V230L146 229L145 230L146 232L148 231ZM163 226H162V228H164ZM168 226H166V227H168ZM184 226H183V228H184ZM203 226H205V224ZM203 226H202V228H203ZM18 227L21 228V230H19L20 233H19L18 230L16 231V229ZM56 227H55V230H57ZM174 227L172 226V228H173V229L171 228L172 231L174 230ZM248 227H246V228H248ZM51 228H53V227H51ZM73 228L74 229L76 228V230L73 231ZM110 228H112V232L111 233L114 234V235L113 236L111 235L109 237L108 234H111L109 232L111 230H109L108 231V234H107V229H110ZM152 228L153 227L151 226L150 229H152ZM157 228H159L164 233L163 229H161V226L157 225ZM168 228H165V229H168ZM190 228L191 227L187 228L186 231L188 229H190ZM258 228L260 230H262V228H260V227L257 226L256 227V231L253 232V233H255V235L252 234L251 237L252 236H255L257 238V234L260 233V230ZM62 229H61V232H62ZM78 229H79V226H78ZM122 229H120V230H122ZM150 229H149L150 233L149 232L148 233H146V232L144 233L142 231H141V233H144V234H148L149 235V234H151V232H153V230H150ZM159 229H157V230H159ZM171 229H168V231L171 230ZM206 229H204L205 231L203 230L204 231L203 233L204 234L206 233V235L205 236H204V234L202 235V237H204V239L202 238L203 239L202 242H205L204 240H207V238L208 239L209 238H212V239H214V240H211L212 242L213 241H216L217 242L219 240V238L221 237L220 236L221 234L219 235V238L210 237L212 235H210L209 233H207L206 232ZM216 229H215V231H216ZM11 230H13V231H11ZM133 230L135 231V229H133ZM182 230L185 233V230L184 229H182ZM210 230H213L214 231L213 228H211ZM235 230H236L235 232H232V234L235 233L234 235L237 234L236 233L237 232V228ZM252 230H253V228H252ZM25 231L28 232V234L26 233L27 235L25 234ZM134 231H133V233H134ZM180 231H178V233ZM224 231H225V233H224ZM263 231L261 232L262 234H263ZM11 232H14L15 234L18 233L17 235L18 236H21V237L18 238L16 235L14 236V233H11ZM191 232H193V231L192 230H189V234H192ZM167 233L168 232L166 230L165 233H164V235H168L169 234V233L168 234ZM174 233H176V232H174ZM178 233H176V235ZM180 233H182V231ZM261 233H260V235H261ZM11 234H13L14 237H12ZM74 234H72V235H74ZM106 234H107V237L110 238V240H108L109 242L111 240L113 242V239L114 238H111V237H115L116 236V238H117V239L114 240L115 243L112 245V247H109L111 245L108 243V241H105L106 240L105 239L106 238ZM161 234L162 233H160V235L158 234L156 236V238L154 237L156 240L155 239L153 240V241L156 242V244L159 247V248L157 247L158 249H155L156 247L153 248V250L156 251V254L158 253L157 250L160 249L162 251L163 248H164V246H165V244L168 245V243L171 242V240H169V242L168 243L166 242L165 244H163V242H161V246H163V247H160V241H159L160 239L158 240L159 241V244H158L157 238H159L161 236ZM29 235H30V238H29ZM66 235L69 236V239H71L69 234L66 233ZM72 235H71V237H72ZM148 235H145L146 237H144V238H146V240H147V237L148 238L150 237V239H152L151 238V235L152 234L150 236H148ZM169 235H171V233ZM172 235H174V234H172ZM172 235H171V237H172ZM192 235H194V233ZM24 236L26 237V239L29 238L30 241L29 240H26V239H23ZM27 236H28V238H27ZM44 236L42 237V239H44ZM103 236H105L104 240L102 238ZM132 236H133V238H132ZM178 236H179V234L176 236L177 239H178ZM184 236L186 237L185 239H187L188 236L187 235H184ZM242 236L243 235H241V239H242ZM138 237H139V235H138ZM140 237H141V235H140ZM182 237L183 236H181L180 238H182ZM238 237L239 236H237L236 238L238 239ZM142 238H143V236H142ZM162 238L164 239L165 237H161V241H162ZM168 238H169V236L167 237V239ZM180 238L178 240H180ZM227 238L224 241H226V246L229 248L228 245H232V244H227V241L230 242V239L227 240ZM69 239L67 238V240H69ZM101 239H102L103 242H101ZM127 239H131V240L129 241ZM171 239H173V238H171ZM25 240L28 241V243L25 242ZM61 240H64V239L61 238ZM117 240H118V243L116 242ZM144 240L145 239H142V241H139L140 243L138 241L137 242L139 243V245L140 244L142 245L141 242H144ZM166 240H164V241H166ZM195 240H198V239H195ZM195 240L193 239V241L192 240L191 241L192 242H196V244L193 245L192 242H189L190 240H188L189 243H187V245H189L191 243L192 244V245L190 244L191 247L194 246V247H197V248L194 250V248L191 249L190 246H187L186 245V249H187V247H190V249H187V252H189L190 255H193V254H191V251H192V253H194V252L196 253V254H194V256L197 255V257H195V258H197L196 260L199 259L198 257H200L201 254H202V257H203V255L206 254V250H208V248H210V246L215 245L214 242L213 243L212 242L210 243V240L209 241H206L205 242L206 243L205 246H208L209 244H210V246L208 248L207 247L205 248V252H204L205 254H203L202 252L204 251V247L205 246L203 245L204 247H201L202 245H200V247H201L200 248L199 246H197V242L198 241H195ZM258 240H260V239H258ZM80 241H81V238L79 239V242ZM148 241H152V240H148ZM153 241H152V243L154 244ZM183 241H181V242L183 243ZM222 241H223V239H222ZM239 241H241V240H239ZM9 242H11V243L8 244ZM44 242H45L46 245L47 244H50V245H48V247H46L44 245V247L42 246L43 247L42 249L38 248L39 244L43 245ZM53 242L55 243L54 246H53ZM104 242L107 243V245H108V246L106 245V250H107V247H108V250L107 251L109 252V248H111L110 252H113V253H109V255H107V252H105V256H104V254L102 253L105 250L104 249L105 247H103L104 244H105ZM128 242H127V244H126V242H122L119 246L123 245L124 243L126 245H129ZM185 242H187V240H185ZM207 242H209L208 245H207ZM64 243L67 244L66 241H64ZM100 243L102 245L101 246V250L104 249L102 251H100ZM146 243L149 244L148 242H146ZM152 243L149 244L150 246H148L145 243H143V244H145V246L147 245L148 248H146L144 246L146 249H149L151 247ZM172 243L173 242H171L169 245H171ZM178 243H179V241H178ZM201 243H200V240H199L198 244H201ZM237 243L238 242L236 240V245L235 246H237ZM255 243H256V241H255ZM257 243H259V244L258 245L256 244V245L259 246L260 244L263 243V241L260 240V242H257ZM7 244L8 245H11L12 244L11 245V247H12L11 249H13V250H12V253L11 254H7L4 251V250H6L5 249V246H7ZM174 244L175 243L172 244L173 247H174ZM139 245H137V246L139 247ZM141 245H140V247H142V248H141V251L140 252H142V250L144 249L143 245L142 246ZM222 245H223V243H221V246ZM224 245H225V242H224ZM51 246L54 247L53 250H51V248H50ZM132 246H127V248L128 249H129V247L132 248ZM176 246L177 245L175 244V248H176ZM178 246H177L176 250L178 249L180 251V248H178ZM181 246H179V247H181ZM217 246H219V243H218ZM235 246H234V248H233V250L231 252L232 254L236 251L235 250L236 249ZM64 247H66V245ZM138 247H136V249H138ZM260 247H261V250L264 248V246L263 247L260 246ZM37 248H38V250H37L38 253L36 255V253L34 251ZM123 248L125 249V245L123 246ZM123 248H121V247L119 248L118 247L119 251H117V253L120 254L119 253L121 251L120 249H123ZM170 248H171V246H170ZM175 248H173V249L175 250ZM181 248H182L181 250H183L185 248V246H183ZM228 248H227V250H225L223 248V250H225L224 251L225 252V256H227V254L229 253ZM230 248H231V246H230ZM39 249L41 251H39ZM136 249H135V251L133 250L132 252H137L138 253L140 249H138V251ZM173 249L171 248L170 250L174 254ZM186 249H184V254L182 253L183 251L181 252L183 258L181 257V254L180 253L175 252L177 255L180 254L178 256V258L180 259V261H182L181 259L184 260L185 255L187 254V252L185 254V250ZM198 249H199V251L197 253L196 250H198ZM201 249H203L202 252H200ZM215 250L216 249L214 248L211 251L212 257L214 255L213 251H215ZM54 251H56V253H58L59 256H57V254L54 253ZM59 251L61 252V249ZM130 251H131V249H130ZM130 251H129V253L127 252L129 255L126 254V256H128L127 257L128 259H126V257H125L126 261L127 260H130L129 257H132ZM171 251H169V252L171 254V257H173ZM98 252L100 254H103L102 256H104L105 258L102 257V259H104L105 261L102 260V259L95 258V256L98 257L100 255ZM143 252H142V254H143ZM146 252H148V251H146ZM152 252L153 251H151V253H150V251H149V254H147V255L145 254L146 255V259L147 258L149 259V257H150V259H152L151 256H153L154 255L153 253H155V252H153V253ZM219 252L220 253L221 252L223 253V251L220 250V248H219ZM97 253L99 255H97ZM160 253L161 252L159 251L158 255ZM209 253H210V251H209ZM211 253H210L209 256H211ZM254 253H258L256 255H260L258 251H255ZM118 254H116V255H118ZM132 254H134V255L137 256V254H135V253H132ZM207 254H208V251H207ZM121 255H122L121 257H123L122 259H124V256H123L124 254L121 253ZM145 255L143 257H141V258H144ZM163 255H162V257L161 256L159 257V258H162L161 259L162 261H158V262H156V264H170V263L173 264L174 263L173 262L174 260L177 261V262L175 261L176 264L180 262V261L178 262L179 259L177 258L176 255H174V256H176L175 258H172L174 260L170 259L171 257H169V255H168L167 258H165ZM165 255L167 256V254H165ZM215 255H214V257H215ZM223 255H224V253H223ZM223 255H222V258L223 259L225 258L224 261H226V259H229L228 256L226 258ZM27 256H28V261L29 262H27ZM119 256L120 255H118V257L115 256L116 257L114 259L115 262H117L116 259L120 258ZM138 256L140 258V255H138ZM194 256H192V258ZM219 256H221V255L219 254ZM39 257H40V259H39ZM110 257L107 258V259H110ZM134 257H132L133 261L136 260V257H135V259H134ZM155 257H158V256L155 255ZM163 257H164L165 260L163 259ZM212 257H210V258H212ZM216 257H218V255ZM233 257H230L231 260H232ZM93 258H95L96 260H94ZM139 258H137L138 261L136 260V262H137L136 264H138L139 262H141V263L143 262V260L142 261H139L141 259V258L140 259ZM188 258H189V256L187 257V259ZM222 258L220 257L219 259H222ZM259 258H260V256H259ZM54 259H53L52 263L55 261ZM132 259L130 260V263L132 262ZM148 259L147 260H144L145 262L142 263V264H145V263L148 264L150 262V259L149 260ZM167 259H168V261L170 259V262L169 263H166L167 262ZM204 259L205 258H202L203 261H204ZM214 259L216 260V258H214ZM214 259L213 258L211 259L212 262H213ZM114 260H112V261L114 262ZM171 260H172L173 263L171 262ZM235 260H237V259H235ZM118 261H120V263L118 262L119 264H122L121 261L123 262V260H119V259H118ZM146 261L147 262L149 261V262L147 263ZM191 261H192V259H191ZM191 261L189 260V262L186 261L185 263L187 264V262L190 263ZM193 261L191 262L192 264L196 262L194 258H193ZM200 261H201V259H200ZM203 261H201L200 263L203 264L205 262V261L204 262ZM228 261L229 260H227V262ZM230 261L228 262V264H230ZM256 261H258V259ZM38 262L36 264H38ZM113 262H112V264H113ZM115 262H114V264H116ZM182 262H180V263H182ZM214 262L216 263V261H214ZM50 263H51V261H50ZM97 263H95V264H97ZM110 263H108V264H110ZM132 263H134V262H132ZM153 263H155V262H153ZM198 263H199V261H197L195 264H198ZM209 263H211V261H209ZM219 263L220 264H223V263H221V261L217 262V264H219ZM262 263L264 264V262H262Z\"/></svg>","mask_w":264,"mask_h":264},{"label":"rangeland","instance_id":"obj_2","mask_svg":"<svg viewBox=\"0 0 264 264\" xmlns=\"http://www.w3.org/2000/svg\"><path fill=\"white\" fill-rule=\"evenodd\" d=\"M209 1H211V3H210V2L208 3V4H210V9H208V10H210V11H207V8H208V6H209L207 3L205 4V6L208 5L207 7H204V5H203V8H204V9L206 8V9H205V10H206L205 15H207L208 12H210V14H211V12H212L213 0H209ZM262 1H263V0H262ZM263 2H264V1H263ZM263 2L261 3V0H256V3H258V4H257L258 7H259V4H260V7H261V8L264 6V3H263ZM261 4H262V5H261ZM242 5H243V4H241V7L243 8ZM256 7H257V6H256ZM258 7H257V8H258ZM178 8L181 9V8H180V3H179V2H178ZM242 8H241V9H242ZM254 8H255V7H254ZM263 8H264V7H263ZM239 9H240V8H239ZM241 9H240V10H241ZM260 10H261V9H260ZM260 10H259V8H258V10H255V9H254V11H257V12L260 11ZM262 10H263V9H262ZM180 11H181V10H180ZM239 12H240V11H238V19H241L242 17L239 15ZM212 13H213V12H212ZM255 13H256V12H255ZM255 13H254L253 15H256V17H258V20H259V18H261V19L264 18V16H263V18L261 17V15H263V11H262L261 14H260V12H258L260 16H259V15L257 16V13H256V14H255ZM210 14H208L210 17H209L208 15H207V17L205 16L206 18H208V19H207V20H208V25H209V22H211V21H209V18L213 17V15H210ZM221 17H223V13H222V12L220 13V18H221ZM239 17H240V18H239ZM253 17L255 18V21L249 23L248 27H252V29H250V30H253V31H254L253 28H255V31L257 32V29H256V28H257L258 26H257V27H255V26H256V24L258 25L259 22H257L258 20L256 19L255 16H253ZM253 17H252V18H253ZM206 18H205V19H206ZM252 18H251V21H252ZM210 20H212V19H210ZM263 20H264V19H263ZM263 20H261V21H263ZM238 21H239V20H238ZM249 21H250V20H249ZM249 21H247V22H249ZM247 22H246V25H247ZM254 22H255V24L253 25L252 23H254ZM261 23H262L261 25L259 24V28H262V27H263V29H264V25H263L264 23H263V22H261ZM251 25H253V26H251ZM260 26H262V27H260ZM177 28H178V26L173 30V36H172L173 38H172V40H171L170 43H169V39H165V42L167 43V44L165 43V44H166L165 47H166L167 55H166V52H165V53L162 54V55L165 54V56H164V57L162 56V57L165 58L166 60H167L168 57L171 55V53L174 54V52H173L172 50H175V49H177V48L180 49L179 47H180V43H181V41H182L181 39H183V37H182L181 39L178 38V41L181 40L179 43L176 42L177 37H179V35H178V29H177ZM259 28H258V29H259ZM263 29H262V30L259 29L258 32H257L256 34H255V31H254V34H255V35H254L253 33H252V34L254 35L255 38H254L253 36H251V37L254 38V39L256 40V36H257V39H258V40H259V39L261 40V38H263L262 36H264V35H263L264 32H262V33L260 32V33H261V38L258 37V36H260V34L258 35V33H259L260 30L263 31ZM253 31H252V32H253ZM205 33L207 34L208 32H205ZM250 33H251V32H250ZM250 33H249V35H250ZM169 34H170V33L167 34L168 38H169ZM170 35H172V34H170ZM174 35H175V36H174ZM177 35H178V36H177ZM207 35H208V34H207ZM249 35H248V37H249ZM238 36H239V35H238ZM206 37H207V36L205 35V38H206ZM248 37H246L244 40L242 39V37H238V43L242 42V43L240 44V46H239V44H238V49H236V50L234 49V52L231 54V57L229 56V58H227V60H226V59H225V60H224V59L221 60V61H222V66H223V67H226V68H223V67L221 66L220 63H217L218 66H221L220 68L222 69V70H221V69L219 70V69H218L219 67L217 66V70H219L220 73H219V71H218V72H217V71H216V72L214 71V73H212L213 70H210V71H209V69H203V71H204L203 73L205 74V77H204V79H202V80H205V78H207V77L209 78V77H210V74L212 75V76H211V77H212L211 80L213 79V76H214L215 79H216L217 74H215V73H218L219 76L221 75V73H222V75H223V77H219V76H217L218 79H216V82L219 81V79H220L221 81H222L223 79H226V80L228 79L227 81H228L229 84H230V83L232 82V79H233L232 85H234V86L229 85L227 81H226V85L223 83V82H225V81H222V82H221V83H223V85L220 83V81L217 82L219 85L221 84L223 88H224V85H225L226 87L229 85L230 89H229V87H227L228 92H229V93L227 92V93H228L227 95H226V93L223 94V96H222V94H221L222 91L226 92V91H225V90H226V87H225L224 90H222V87H221V86H219V90L216 89V88H215V84H216V83H215V80L213 79V80H214V83H213V80L210 81V78H209V79L207 78L206 81H205V83H203L204 81H203V82H200V83L203 84V85L205 84V86L202 85V88H203V89L200 88V87H201V84L198 83V84L200 85V87L198 86V88H199V89H198V92H199L200 89H202L201 92L203 93L204 98H205L206 100H208V101H209L210 99H211V101H212V99L215 98L214 100H217V101H216V102H215V101H214V102L212 101L211 103H213V104L210 103V104H211V105H210L208 101L203 100V95L201 96V94H199V95L201 96V97L198 98L199 100H198V101H194V100H196L195 97H197V95H198V94H196V92H195V91H197V90H194V92H195V94H196V96H194V97H193V95H192V94H194L193 90H192L191 94L187 93V94L191 95V96L194 98V99H192L191 97H189V101H190V100H191V101H194V102H190V103H192L191 106L193 107V109H196V108H197V105H196L197 102L200 104V102H201L200 98H202V100H203L202 103H201V105H200L202 109H201L200 106H199V108H197V110H196L197 112L194 111V110H191V113H192L193 111L196 112L195 114H192V115H194L195 117H196V115H198V117H196V119H194L195 117L192 116V119H191V120L194 119L193 122H192L191 120H190V121L188 120L189 122L187 121V119H189L187 116L190 117V114H191V113H190L189 115L187 114V116H186V115L184 116V117H187V119L185 118L186 122L189 123V124L191 123V124L189 125V126H190V130L188 131V132H190L191 129H192V131L190 132V134L188 133V134L185 135V132H187L186 129H188V126L186 127V125H185V126L182 127V126H181L182 124L179 125L180 123H177V124H178V127L180 126V130H179L178 127L176 126L177 129L179 130V133L184 132V131L186 130V131L184 132V136H186L185 139L188 140L187 143H185L186 140H183L184 137L181 138L180 134H179L180 137H177L178 139H176L177 141L175 140L176 136H175V138H174V134H173L172 137H173L174 140H175V141H174L173 138H171V139L175 142V143H173V145H172V144L170 145L169 143H167V142L170 141V140H168V141L166 142V141H165L166 139H165L164 137H165V135L167 134V132H168V133H171V132H169V131H167V130H170V131L173 130L174 132H176L177 130H174V129L171 130V129H169V127L172 126V120L168 121V122L166 123V124H168V125L164 126V127H165L164 129H165V130L162 131L163 133L161 132L162 134H160V135H163V136L161 137V141H158V140H157L158 142L156 141V143L158 144V143L160 142V144L162 145V144H163L162 142H166L167 149H166V148H165V149H166V150H169L168 154L170 155V157H173V156H174V157H173L174 159H169V156H167V157H163V156H165V154L168 155L166 152H165L164 155H162V153L159 154V153H160L159 151H162V152H163V149H164V148H163L161 145H160L161 147H160L159 145H156V144L154 143L155 140H153V143H154V145H155L156 147H155L154 145H152V143H150L151 140H149V139H152V137H151V138L149 137V136H151L152 134H149V132H148V131H150L149 129H146V130H148V131L145 130V128H147V127L149 126L148 123H149L150 121H149V122L147 121L148 118H149V120L154 119V118H152V117H155V116H153V115H154V113L156 114V112L153 113V111H159V110H160L159 107L162 105V103H161L162 99H161V101H159L160 99L157 98V97H156V99H157V100L159 99L158 102H157V100H156V102H154V100H155V92H156V94H157V92H158V94H160V92H159L158 90L161 89V91L164 90V92H165V89H166V90L168 89V87H167V84H168V83H167V82H166L167 84H165L166 87H163L164 84H163V86H162V84H161L160 82H162V81H166V80H165V79H166V78H165V77H166V76H165L166 73H165L164 71H165V69H166V72L168 71V69H167V68L169 67L168 64H170L172 61L169 63L168 61L171 60V59H168L167 61L164 59L165 64H166V66L168 65V67L165 66L166 68H163L164 66H162V68H163L162 71H163V70H164V71H163V73H161V72H162V71H161V72H159V74H158V76L160 75V73H161L162 75L164 74V76H165V77L163 76V77H164V80L161 79L162 75H160L159 80L156 81V84L153 83V84L151 85L152 87H151V86L149 87V88H150V91H149L150 93H149V95H151V96L154 97V98H152L151 96H149V99H148V98H147L148 96H147V97H146V98L148 99L147 102H146V100L144 101V98H143V101L146 103V106H147V107L145 106V104L143 105L144 108H145V110H143L144 108H142L141 116H143V115L145 116V115H146L145 112H146V113H147V112H150V111H149L150 108H151V110H152V108L154 107V105H152V107H151V104H152L151 101L153 102V104H154V103L156 104V107H158L159 110H158V108L155 110L154 108H156V107H154L153 110H152V113H153V114H152V113H148L147 115H149V116H148L147 119H146L147 116H145V117L143 116L144 120L141 119V120L143 121V122H141V124H143V125L145 124V126H146V127L143 126L144 129H143L142 131H146V132H143V133H144V134L147 133L146 135H147V138L149 137V139H148L149 141L147 142V140H146V135H145V137H144L143 133L140 132V133H142V136L140 135V138H142V137H143L142 139L145 138V140H146L145 142H147L148 144H147V143H143L144 146L142 147V144H141L142 142H139V143L141 144V147H140L141 150H142V148L145 150L146 148L149 149L150 146H154L155 148H152V147H151L150 149H152V151H154V149H155V151L158 150V151H157L158 155H156L157 153H156L155 151H154L153 153H151L150 150H148V152H149L148 154H149V155H151V154L153 155L154 153H156V154L154 155L155 158H154V157H153V158H150V157H152V156H149V157L147 158V157H146V155H148V154H146V153H147V149H146V153H145V151H144V152L141 151V152H143V154L140 152L142 156L145 155V157H144V156L142 157V158H144V159H143L144 161H142V162L140 161L141 164H143V165L141 166V164H138V165L140 166L139 168H142V167H143L144 176H143V175H142V176H143L144 178H143V180H141V182H140V181H137V180H139V179H142V177L140 178V176H141V174H142V173H141L142 170H141V172H140L141 174L139 175V177H137V176H138L137 174H139V172L137 171V170H139V168H138V169H136V171L138 172V173H136V178H137V179L135 178V181H134L133 177L135 176V172H134V170L132 171V168H133V167L135 168V166L137 165L138 161H136V160H142V158L139 156V154H138L139 152L135 153V154H137L136 157L130 158V157H131V156H130V153H131L133 156H135V154H133V152H135V151H133V149L136 150L137 147L133 148L132 145H134V143L139 147L138 143L134 142V138L136 139V136H137V134H138L139 131H140L139 128H140V129L143 128L142 125H141L140 127H138V133H137V130H136L135 133L133 134V137L131 138V141H128V142H130V144H128V146L126 145L127 148H128V150H127V148L125 147L126 150H124L125 155H124V157H123V161H124V163H122V166H120V170H121V167H122V170H123V171L121 170V171L118 172V174L120 173L119 176H116V175H115V176H116V177H115L116 180H117L118 177H120L118 180L120 181V179L122 178V180H124V181L122 182V180H121V181H120V184H118L119 181H116V182H115V181L112 180L113 178H111L110 180H109V178H108V181H109V182H108V185L110 186V187H109V186H108V187H109L110 189H112V187L115 189L116 184H118V185L121 186L122 183H124V182L126 183V181L130 182L131 179H132V184H134V186H133L132 184L129 185V186H130L132 189H133V187H135V189H136L135 194H139L138 192H141V193L143 192V193H144L145 190H146V193H147L148 191L151 190V188H155V189H157L158 186H154V185H158V184H156V183L159 182V181L161 180V177H160V176H162L166 171L168 172L170 166H171V168H170V171H171V172L169 171V173H168V174H169V178H167L168 180H165V181L163 180V179H166V177H165L166 174H165V176H164L165 178L162 176V180L165 182V183H164L165 185H164L163 183H161L162 181L160 182L161 184L159 183V184H160L159 187H160L161 189L164 187V188H163V191H161V190L158 191V190L160 189V188L158 187L159 189L157 190V194H156V195L153 194V193H156V192H155V191H156L155 189H154V190L152 189L154 192L150 191V192L147 193L148 196H150V194L152 193V195H151L152 198L155 196V198H156L157 201L155 200V198H153V202H154V200H155L154 203L156 204V208H155V206H154L155 204L153 205L152 202H150V200H151L152 198H151V199H147L148 202L145 201L146 203H145V205H143V207H138V206H137L138 204H135V200H134V198L137 197V198H136V199H137L136 202H137V201H138V198H139V195L137 196V195L133 194V192H131V194H130V192L127 190V188H128L127 184H128V183H127V184H124V185L127 186L126 188H125L124 185H123V187H124L125 189L122 187L123 190L128 191V194H124V193H122V190H121V192H119V193H121V194H124V197H125L126 195H127V196H128V195L131 196L132 194L135 195L134 197H132L133 199H130V200H131V205H130V203H128V204H129V208L125 209V210H128V211H124L126 215L124 214L125 216H123V218H124V217H125L124 219L127 218L126 220H129V219L131 218V217H129V215H130V213H131L130 210L133 209V206H134V208H135V207H138V209H139V208H142V209L145 211V212H143V215L146 213V214L144 215L145 218H143V220H142V221H144L145 223H144V222H142V223L140 222L141 219H142V218L140 217V219H139L140 221L138 220L140 223L137 221V222H138L137 224H143V225L146 227V226H147V225H146L147 223H146V221H145L144 219L148 220L147 222H148V226H149V227L147 226V228H148V231H147V232L145 231L146 229L143 230V227H144L143 225H137V226H139V227H137V231H136V228H133V229H135V231L132 229L131 226H134V225H136V224H133V225H130V224L133 222V219L135 220V223H136L137 218L135 219V217H136V216L139 217L138 214L135 213V212H134V213H135V214H134V218H132L131 220L127 221L128 223H127L125 220H123L122 223H124V224L127 223V227H126V228H123V227H125L126 225H125V226H123L124 224L121 225L120 229L123 228V229H122L123 231L120 230V229H117L118 227L115 226V225L117 224V222L114 223L115 221H114V219L112 218V216H111V219H110V215H111V214H110V211H112V210H111V209H112V205L110 206V204H109V206L111 207V209H110L109 206H108V209H109V215H108V219H109V220H108V221L110 222V220H113L114 222H110V223L107 222V224L109 225V226H108V225H107V226L110 227V224H111V226L114 227V228H113V233H114V234H116V232H114V231H115V227H116L117 230H119V231H117V234H116L117 237L119 236V234H120V235H125V232H126V234L129 235V238H131V237H130L131 233L128 234L129 231H125V229L128 230V227H130L131 232H132V235L135 236V237L133 238V236H132V238H133L132 240H133V241H132L131 244H130L128 241L124 240L126 235L124 236V239L122 238L123 236H120V237H118V240L122 238V242H126V244H127V242H128L129 245H126V244L124 243L123 245L119 246L122 242H121V243H120V242L118 243V240H117L116 242H117L118 244L116 243L117 245L115 246V244H114V243H115L114 240L117 239V238H116V236H115V237H111V238H114V239H113V242H112V240L109 242L108 240H110V238L107 237V234H108V231H109V230H111V231H109L110 233L112 232V228L107 229L106 238H105V236H103L102 238H103V240H104V238H105V239H106L105 241H108V243L111 245V246H109V247H112V245L114 244V245H113L114 248H112V250H113V252H116V253L113 254L114 257L112 256V258L110 257V256L112 255V254H111V255L109 256L110 259H107V258H109V257H106V263H105V264H108V263H110V262H111L110 264H112V262H113L112 260H114V259L116 258L115 256L118 257V255H120V256H119L120 258H118V259H119V260H123V262H124L125 264H127L128 262L130 263V260L132 259V257L135 256V257H136V260H137V258H139L138 255H140V258H141V257H143L145 254H146V255L149 254V251H150V253H151V251L155 252V253L152 252V253L154 254V255H153L154 257L151 256V258H152V259L154 258V259L152 260V259H150V257H149L150 262H149V261H148L149 263H148L147 261H146V262H147L148 264H151V263H152V264H156V262H158V261H162V260H161L162 258H159V257H160V256L162 257L163 254H164L163 256H164L165 258H167L168 255H169V257H171V254H170L169 251H171V250H170L171 248H172V249L175 248V244H176L177 246H178V245H179V246L182 245L181 247L185 246L184 249H186V245H187V243L192 242L193 239H194V240H195V239H198V240H195V241H198V242H199V240H200V243H201V242L203 241V239H204V237H202V235L204 234L203 232L205 231L204 229H206V225H207V224H208V225H207V226H208V227H207L208 229H206V232L209 233L210 235H212V236H210V237H216V238H219V235H220V234H221L220 236L222 237V238L220 237L219 240L217 239V240H218L217 242H216V241H213V242L215 243V245L212 244L213 246H210V244L208 245L209 242H207V245H208V246H205V245H206V243H205L206 241H209V240H210V243H211V242H212L211 240H214V239H212V238H209V239L207 238V240H204L205 242H202L201 244H198V242H197V246H199V247H200V245H202L201 247H204V246H205V247H204V251L202 252L203 249H201V251H200V252H202L203 254H205V253H204V252H205V248H206V247L208 248V247L210 246V248H208V250H206V254H207V251H208V254H207V255L205 254V255H203V257H202V254L200 253V254H201V256H200L201 258L198 257V258H199L198 260H196L197 258H195V257H197V255L194 256V254H196L195 252L192 253V251H191V254H193V255H190L189 252H187V249H190V247H191L192 244H193V245L196 244V242H192V244L190 243L191 245H190V244L187 245V246H190V247H187V249L185 250V254H186V252H187V254H186L187 256L185 255L184 260L181 259L183 262L180 261V259L178 258V256L181 254V257L183 258L182 253L184 254V249L181 250L182 248L179 247V246H178V248H180V251H179L178 249L176 250L177 246H176L175 250L173 249L174 254H173L172 251H171L173 257H171L170 259L175 258V257L177 256V258L179 259V260L177 259L178 262H179V261L182 262V263L179 262V263H177V264H184L186 261H188V262H189V260L191 261V259H192V261H193V258L195 259L196 262L199 261L198 264H202V263H200L201 261H203L202 258H205V259H206V260L204 259L205 262L203 261V262H204L203 264H206V263L208 264L209 261H211V263H209V264H214V263H215L214 261H216L215 264H217V262H219V261H221V263H223V264H228V262L231 260L230 257H233V256H234V257L232 258V260L230 261V264H232V263H233V264H263L262 262H264V248L261 250V247H260V246H262V247L264 246V231H263V230H264V226H262V225L258 222V221L260 220L259 218H258V219H259V220H258V219H256L257 217L255 218V217L253 216L254 214H252V217H249V218H248V215H246V216H247V217H246V216H245V213L251 215V212L253 213V212H256L257 210H258L257 213H259V210H260L259 207H260V208L262 207V209H264V204H263V202H262V203L260 202V201L263 200V197H264V188H263V187H264V176H263V179L261 178V179L263 180V181H261L262 183H261L260 181H259V182L256 181L257 178H258V176L261 174V172H264V168H263V167H264V165H263V164H264V160H263V159L261 160V157H262L263 154L260 153V152H263V150H261L260 152L258 151V154H256L257 149L261 148V146L264 144V143H263L264 141L262 142V144H261V142H259L260 139H261V141L264 139V138L262 137V136H264V133H263L262 130H260L261 128L263 129V127H264L263 123H262L263 126H261V128L258 127V126H260L259 124L262 122V119H264V118H263L264 115L261 114V111H260V112L258 111L259 114L261 115V117H262V116H263V117H262V118H261V117L257 118V115H256V118H257V121L255 120L256 122H254V121L252 122V120H253L252 118H253V117L250 118L249 116H248V117H249V118H248V121H249V119H250V122H247L246 120H245L246 122H243V121H240V119L237 120V118H238L239 116H241V117L243 118V115H246V114H244V113H246V112H244L243 110H247V109H248V110H247V112H248V111H249V108H251L252 110H250V113H251V111L254 112V110H253V106H252V105H254V107H255L256 105L254 104V102L257 103V102L259 101V98H261V96H263V94H264V91H263L264 89L257 90V88H254L256 85H253L254 87L251 85L252 88H253V90H251V89H252L251 86L248 87V88H250V90H251L250 92H247V91L245 90V87H246L248 84H254V83H255V84H256V83L258 84V82H260V86H256V87H259L258 89H260V87H261V88L264 87V56L262 55V54H264V53H263V51H264V42H263L264 40H263V39H264V38L262 39V40H263V41H262L263 44H262V43H260V40H259V41L256 40V41H258V42H256L254 39H250L251 37H249V38H248ZM166 38H167V37H166ZM170 38H171V36H170ZM175 38H176V39H175ZM179 39H180V40H179ZM206 39H207V38H206ZM206 39H205V41H206ZM221 40H222L221 37H219L218 40H217V44H218ZM205 41H204V42H205ZM218 41H219V42H218ZM168 43H169V45H168ZM172 43H173V45H172ZM174 43H175V44H174ZM220 43H222V42H220ZM220 43L217 45V46H218V47H217V50L219 49V51L221 50V44H220ZM245 43H247V46H246V47L244 46V45H246ZM176 44H178V45H176ZM243 44H244V45H243ZM167 45H168V47H167ZM174 45H175V46H174ZM219 45H220V46H219ZM241 45H243L245 48L242 47V48H243V49H242V48H241ZM250 45H251V46H250ZM173 46H174V48H172ZM177 46H178V47H177ZM253 46H254V48H253ZM219 47H220V48H219ZM249 47H252V50H250L251 48H249ZM256 47H257V51L262 52V53L258 54L259 52L257 53V51L255 50ZM246 48H247V52L245 51ZM171 49H172V50H171ZM178 49H177V50H178ZM207 49H209V48H207ZM210 49H211V48H210ZM240 49H242V50H240ZM260 49H261L262 51H261ZM177 50L175 51V53L177 52ZM212 50H213V49H212ZM217 50L215 49V52H214V50H213V51L210 50V52H212V53L214 52L215 54H214V53H213V54L208 53L209 50H205V53L207 52V54L205 55V53H204L203 56H205V58H207V55H208L209 57H210V56L215 57V56H217V55H216ZM238 50L240 51V53H241V51H242V53H243V55L241 56L243 60L240 59L241 61L238 59V58H241V57L239 56V55H241V54L238 53ZM248 50H249V52H248ZM170 51H171V52H170ZM219 51H218V52H219ZM221 51H222V50H221ZM243 51L246 52V54H245ZM177 53H178V52H177ZM177 53H176V54H177ZM220 53H221V52H220ZM220 53H217V54L219 55ZM256 53H257L258 55H262V57H259ZM168 54H170V55L168 56ZM173 54H172V55H173ZM176 54H174L173 56H175ZM213 55H214V56H213ZM236 55H237V57H238V56H239V57H238V58L235 57V59H234V56H236ZM256 55H257L258 57H257ZM249 56H250V57H249ZM170 57H171V56H170ZM209 57H208V58H209ZM212 57L209 58V60L211 59L210 61H208V60L205 59V58H203V59H204V63H205V64H206L207 62L210 63V62L212 61L211 64H209V63H207V64H209L210 66L213 67V65H212V64H213ZM232 57H233V59H232ZM243 57H245V58L249 57V60H250V61H249V60L246 61V59H244ZM256 57H257V58H263V59H262V61H259V60H261V59L256 60V59H257ZM174 58H175V57H174ZM230 58H231L232 61L230 60ZM236 58H237V60H236ZM172 60H174V59H172ZM206 60H207V62H206ZM223 60H224V65H223ZM235 60L237 61V64H236ZM229 61H230V62H229ZM238 61H239L240 63H239ZM244 61H246V62H244ZM258 61H259V62H258ZM162 62H163V59H162ZM167 62H168V63H167ZM227 62H229V64H230V63L232 64V63L234 62L235 65H233L234 63H233L232 65L230 64V67L232 68V66L234 67V66H237V65H238V66H237L238 69L235 68V67L231 69V68L229 67V65L226 64ZM241 62H242V63H241ZM243 62H244V63H248V64L245 65V64H243ZM238 63H239L240 65H239ZM205 64H204V66H205V68H206L207 64H206V65H205ZM242 64H243V65H242ZM251 65H252V66H251ZM210 66H207V67L211 68ZM228 68H229V69H228ZM213 69H214V68H213ZM223 69H224V72H221V71H223ZM225 69L228 70V71L230 70V71H229V74H228V71L225 72V71H226ZM234 69H235V71H236V75H235V76L233 75V77H234L235 79H236V78L241 79V76H242V80H238V79H236V80L238 81V82H236L237 84H236V83L233 84V83L235 82V81H234V78L230 77V79H229L230 72H231V74H232V71L234 72ZM206 71H207V72H206ZM211 71H212V72H211ZM209 72H211V73H209ZM239 72H242V75L237 77V75H239ZM251 72H252V73H251ZM208 73H209V75H208ZM224 73H225V76H224ZM234 73H235V72H234ZM214 74H215V75H214ZM240 74H241V73H240ZM226 75H227V76H226ZM245 75H246L247 77H246ZM203 76H204V75H203ZM163 77H162V78H163ZM224 77H225V78H224ZM226 77H227V78H226ZM249 77H251V78H249ZM160 79H161V80H160ZM244 79H245V80H244ZM246 79H248V80H246ZM202 80H201V81H202ZM158 81H160L159 84H158ZM208 81H209V82H208ZM241 81H242V82H241ZM244 81H248V82H244ZM139 82H140V83H137V85H136L137 87H135L134 96L137 97L138 100H141L140 97H141L142 94H143L142 92H143V91H147L149 88H148L147 90H144V89H145V86H144V82H143V80H140ZM182 82H183V81H182ZM182 82H180V83H182ZM211 82H212V83H211ZM243 82H244V83H243ZM162 83H164V82H162ZM210 83H211V84H210ZM238 83H240V85H238ZM208 84H210L209 87H212V84H213V85H214V87H212L213 89H212V88H211V89L208 88ZM218 84H217V85H218ZM141 85H142V87H140ZM168 85H169V84H168ZM178 85H180V84H178ZM178 85H177V86H178ZM196 85H197V84H196ZM196 85H195V83H194V86H193L194 89H195V86H196ZM258 85H259V84H258ZM187 86H188V85H186V87H185V84L183 83V85H181V86L179 87V89H177V90H180V89H181V91H180V93H181V92H183V91H182L183 87L187 88ZM235 87H237V88H235ZM138 88H139V89H138ZM176 88H177V87H176ZM217 88H218V86H217ZM151 89L153 90V94H151V92H152ZM157 89H158V90H157ZM196 89H197V88H196ZM206 89H208V90H206ZM209 89H210V90H209ZM246 89H247V88H246ZM138 90H139L140 92H139ZM156 90H157V91H156ZM214 90H215V91H214ZM216 90H217V92H216ZM230 90H231V91H230ZM243 90H245V91L247 92L246 94L244 93V95H245V96H243L244 98L241 97V96L243 95V93H242ZM248 90H249V89H248ZM254 90H256L257 92H253ZM184 91H185V92H187V91L189 92V90H187V89H186V90L184 89ZM204 91H205L206 93H204ZM207 91H208V93H207ZM211 91H213V93H212ZM232 91H235V92L232 93ZM245 91H244V92H245ZM261 91H262V92H261ZM164 92H163V93H164ZM201 92H200V93H201ZM236 92H238V99L233 98L234 96H232V98H230V95H236L235 97H237V93H236ZM258 92L260 93L259 95L257 94ZM163 93H161L160 96H162ZM211 93H212V94H211ZM214 93H215V94H214ZM216 93H218V94L216 95ZM230 93H231V94H230ZM241 93H242V94H241ZM261 93H262V94H261ZM147 94H148V92H147ZM158 94H157V96H158ZM178 94H179V91H178ZM182 94H183V93H181L179 96H178L177 94H175V99H176V100H177V98L179 99L180 97H181V98L184 97V100H183V101H181L182 99H180L179 101L177 100V101H178V104L176 103V101H174V102L176 103L177 109H178V106H179V105H181L183 102H185V97H187L186 93H184L186 96L183 94V97H182ZM195 94H194V95H195ZM209 94H211V95H209ZM137 95H139V96H137ZM176 95H177V96H176ZM189 95H188V96H189ZM199 95H198V96H199ZM207 95H208V99H207ZM214 95H215V96H214ZM225 95H226V96H225ZM254 95H255V97H254ZM205 96H206V97H205ZM213 96H214V97H213ZM216 96H220V97H216ZM227 96H228V98H225V97H227ZM209 97H210V98H209ZM211 97H212V98H211ZM257 97H258V98H257ZM141 98H142V97H141ZM151 98H152V99H151ZM160 98H161V97H160ZM190 98H191V99H190ZM216 98H217V99H216ZM252 98L254 99V100H253L254 102L252 101ZM255 98H256V99H255ZM262 98H263V100H261V102H262V105H264V104H263V103H264V102H263V101H264V97H262ZM262 98H261V99H262ZM234 99H236L237 101H235ZM186 100H188V99H186ZM246 100H247V102H246ZM248 100H251V101H248ZM256 100H258V101H256ZM171 101H172V99H171ZM180 101H181V104L179 103ZM162 102H163V101H162ZM187 102H188V101L185 102V103H186L185 106L183 105L184 107H183V106H182V108L179 107L182 111H185L186 106H187V108L190 110V107H188V106H190V104H189V102H188V103H187ZM204 102H205V103H208V107L210 108V109H209V108H208V109L211 110V112H208L209 110L207 109V113H209V117H210L209 119L211 120V121H210V120L208 119L209 122L206 120L208 114H207L206 112H204L206 109L203 110V109H204V108H203L204 105L207 106L206 104H204ZM244 102H246V103H245L246 105L244 104ZM248 102H253V103L249 104V107H248ZM259 102H260V101H259ZM259 102H258V104H259V108H261V107H260V103H261V102H260V103H259ZM149 103H150V104H149ZM172 103H173V101H172ZM175 103H174V105H175ZM193 103H196V104H193ZM148 104H149V105H148ZM183 104H184V103H183ZM187 104H189V105H187ZM199 104H198V105H199ZM203 104H204V105H203ZM258 104H257V106H258ZM157 105H158V106H157ZM172 105H173V104H172ZM174 105H173V106H174ZM195 105H196V106H195ZM209 105H210V106H209ZM244 105H245V108H243ZM262 105H261V106H262ZM148 106H149V109H148ZM173 106H172V107H173ZM176 106H174V108H176ZM246 106H247V107H246ZM251 106H252V107H251ZM257 106H256L257 110H260ZM194 107H195V108H194ZM174 108H171L172 111H170V113L172 112V113L175 114V112H176L177 109H174ZM183 108H184V109H183ZM256 108H255V109H256ZM262 108H263V109H262ZM262 108H261V109H262L263 112H264V106H263ZM180 109H178V111H180ZM188 109H187V112H185V113H189V110H188ZM198 109H200V111H199ZM173 110H174L175 112H174ZM201 110H203V111H202L203 113L201 112ZM143 111H145V112H143ZM178 111H177V112H178ZM182 111L179 112L178 115H177V112H176V116H177V117H176V121H177V122H179L178 119H180V118H178V117H181L180 114H181V113H182V114L184 113V112H182ZM198 111H199V113H200L201 116H202L204 113L207 114V115H206V114L204 115V116L206 117V119L204 118V116H202V118H203L202 121H203V122H202L201 120H199L200 115H199ZM228 111H229L230 113H227ZM231 111H233V112H231ZM255 111H256V110H255ZM194 112H193V113H194ZM237 112H238V113H237ZM253 112H252V113H253ZM258 112H254V113L257 114ZM157 113H158V112H157ZM159 113H160V112H159ZM159 113H158V114H159ZM170 113H169V114H170ZM172 113H171L170 115H172ZM201 113H202V114H201ZM252 113H251V114H252ZM254 113H253V114H254ZM9 114H10V113H0V137H1V138H0V215H1L2 213H4V215H6L7 213H9V212H4V211H11V212L13 211V212H12V216H17L18 218H16V221L19 220L18 222H21V223H22V221H20L21 219H19V218H23L22 220H24V219L26 218V214H25V213H27V211L25 212L24 210H25V208L28 207V205H29L30 203H32V201H31V199L33 198V196H32L33 191H32V190L34 189V187H36V185H38L39 183H42V181H44V178H43L44 174H43L42 171H40V172H39V171H36L38 168H40L39 170H42V169H43L42 164H39L38 162L33 163V166H32V163L30 164V161H29V160L27 159V157H26V155H27V153H28V149H27L26 146H25L24 148H20V147H18V148L12 149V151H11V155H10V158H9V161H6L7 158L5 157L4 152H5L6 144H7V142H6V135H7V131H8V120H9ZM15 114H16V113H15ZM150 114H152L151 117H150ZM232 114H233V115H232ZM235 114H237V115H235ZM248 114H249V113H248ZM253 114H252V115H253ZM231 115H232L233 118H231ZM249 115H250V114H249ZM252 115H251V116H252ZM237 116H238V117H237ZM253 116H254V115H253ZM172 117H174V116H172ZM182 117H183V116H182ZM241 117H239V118H241ZM174 118H175V117H174ZM174 118H173V119H174ZM246 118H247V117H246ZM204 119H205V120H204ZM230 119H231V120H230ZM234 119H235V121L237 120V121H239V122L236 121V124L232 125V124L234 123ZM244 119H245V118H244ZM244 119H242V120H244ZM251 119H252V120H251ZM254 119H255V118H254ZM258 119H261L260 122H258ZM185 120H184V121H185ZM152 121H153V120H152ZM152 121L150 122V126L153 125ZM184 121H183V122H184ZM198 121H199V122H198ZM206 121L208 122V124L206 123ZM230 121H231V122H230ZM147 122H148V123H147ZM181 122H182V120H181ZM186 122H184V123H186ZM195 122H196V124H195ZM187 123H186V124H187ZM192 123H193V124H192ZM203 123H205L204 126H203ZM237 123H238V124H237ZM240 123H242V127H244V124L246 125L247 123H248L249 125H248V126L246 125V126L248 127L247 129H246V128H245V129H242V127H240L241 130H243L245 133H244V134H241V133H243V132H240L241 137L239 136L240 138H237V136H238L237 133H239V132H238L239 129H238V131H237V130H236L237 127H235V126H236V125H239ZM250 123H251V124H254V125H252L253 127L250 125ZM255 123H258V124L255 125ZM147 124H148V125H147ZM151 124H152V125H151ZM194 124H195V127L193 128L192 126H193ZM225 124L228 125V126H226ZM174 125H176V124L173 123V126H174ZM183 125H184V124H183ZM187 125H188V124H187ZM150 126H149V127H150ZM201 126L205 127L206 129L204 128V129H205V130H204ZM230 126H231V127H230ZM240 126H241V124H240ZM246 126H245V127H246ZM250 126H251L252 128H250ZM141 127H142V128H141ZM149 127H148V128H149ZM234 127H235V128H234ZM238 127H239V126H238ZM257 127L259 128V132L262 133V134L259 133V135L261 134L262 136H261V135H260V136L258 135L259 137H256V135H257L256 133H258V131L256 132V131H254V130H258ZM150 128H151V127H150ZM173 128H175V127H173ZM199 128H202L201 130H203V131H201V132H202V134H203L204 137L207 136L208 133L211 132L210 134L213 135V136H212V140H214V141H211V140H210L211 143H210V142L207 143V141L204 142L206 138L203 140L204 137L202 136L201 132H198V129H199ZM230 128H233L234 130L237 131V132L235 131V132H236V136L233 135V134H235V132H233V134H232V138L235 137V139H233V141H236V143L234 142V148L237 147V148H236L237 153H235L236 151H235V149H233V147L230 148V146H233V145H231V143H233V142H231L232 139H231L229 145L227 144L228 146H227V145H226V146L223 145L224 143H227V141H228L227 139L230 138V136L228 135V134H229L228 131L230 130ZM249 128H250L251 130H250ZM255 128H256V129H255ZM136 129H137V128H136ZM152 129H153V127H152ZM175 129H176V128H175ZM184 129H185V130H184ZM193 129H194V130H193ZM215 129H216V130H215ZM253 129H254V130H253ZM36 130H37V129H34V130H32V131L30 130L31 132H30V133L28 132L27 134H28V135H31V133H33V134H34V133L37 134L36 132H38V134H37V136H38L40 132H39V131H36ZM183 130H184V131H183ZM206 130H208L209 132L206 131ZM223 130H225L226 133L223 132ZM241 130H240V131H241ZM246 130H247V131H246ZM252 130H253V131L255 132V134H256L254 140L257 141V139L259 138L258 142L260 143L261 146H259V143H258V142L254 141V140L251 141V139H253L252 137H254V134L252 133V132H253ZM173 131H172V133H174ZM180 131H181V132H180ZM199 131H200V130H199ZM214 131H215V132H214ZM232 131H233V130H232ZM232 131H230V132H232ZM250 131H251V132H250ZM164 132H165V135H164ZM196 132L199 133L198 136H196V139H197L198 141H195L196 139H195V140L192 139V141H190V142H192V143H193L194 141H195V142H199V140H200L201 142L198 143V145H197V143H195V145H193L192 143H190V144H192V145H189V146L187 145V146H185V144H188V143H189V139H190L189 137L192 136V138H194L193 134L196 135ZM205 132H206V133H205ZM207 132H208V133H207ZM212 132H213V133H212ZM216 132H217V133H216ZM222 132H223V134L225 133L229 138H228V137H224V136H226V135L221 136V135H223ZM249 132H250V133H249ZM136 133H137V134H136ZM150 133H151V131H150ZM152 133L154 134V131H153ZM176 133H178V131H177ZM227 133H228V134H227ZM248 133H249V135L252 134L253 136L251 135V136L249 137V135H247ZM135 134H136V135H135ZM210 134H209V135H210ZM154 135H155V134H154ZM171 135H172V134H171ZM175 135H176V134H175ZM181 135H183V133H182ZM199 135H201V136H200L201 138L199 137ZM245 135H246V137H245ZM177 136H178V135H177ZM215 136H216V137H215ZM247 136H248V138H250V140H249V141H248L247 139H246V140H247L249 143H251L252 145H248L249 143H248L246 140L242 139V137L247 138ZM21 137L23 138V136L20 135V140L22 139ZM30 137H32V136H30ZM34 137H36V135H33V138H34ZM168 137L170 138V134H169ZM202 137H203V138H202ZM208 137H209V136H208ZM214 137H215L216 139H215ZM221 137L223 138V140H222L223 142L225 141V138H226V142H224L223 144L220 143L221 140H220L219 138H221ZM260 137H261V138H260ZM33 138H32V139H33ZM153 138H154V137H153ZM158 138H159V137H158ZM163 138L165 139L164 141H163ZM179 138H180V139H179ZM187 138H188V139H187ZM207 139H208V138H207ZM207 139H206V140H207ZM209 139H211V138H209ZM218 139H219L220 141H219ZM236 139H238V141H237ZM172 140H171V141H172ZM217 140H218L219 142H218ZM242 140H244L243 142L246 141V143H248V144L245 143V144L247 145V147L242 143ZM138 141H139V139H138ZM140 141H141V139H140ZM171 141H170V143H171ZM173 141H172V142H173ZM183 141H184L185 144L182 143ZM202 141H203V143H205V144L208 145V146H206L204 149H203V147H201L204 151H203L201 148H199L200 144H201V146H205V144L202 145ZM216 141L218 142V145H217V143H215ZM133 142H134V143H133ZM212 142H213V144H212ZM228 142H229V141H228ZM239 142H241V143L246 147V148L244 149V151H242L243 149H239V148H242V147H243L242 145H238ZM255 142H256L257 145L255 144ZM131 143H132V145H131ZM179 143L182 144V145H179ZM146 144L149 146V148H148V146H147ZM164 144H165V143H164ZM174 144H175V145H174ZM176 144H177V145H176ZM214 144L217 145V146H215ZM219 144H220V145H219ZM209 145H210V146H209ZM213 145H214V147H215L216 150H217V148H218L216 154H218V151L221 150L220 152L223 153L222 155L225 154V156H223V157H222V155H221V156H218V155H220L221 153H219V154L216 156V155L213 153V151H215V150H214V149L211 150V147L214 148ZM253 145H254V146H253ZM255 145H256V146H255ZM134 146H135V145H134ZM146 146H147V147H146ZM163 146H164V145H163ZM169 146H170V147H169ZM171 146H172V150H174V151H172V152H171ZM182 146H185V147H187V148H190V149H191L190 152H187V150H189V149H187V148H186V152H185ZM223 146H225V149H227V150H225V149L223 148ZM250 146H251V152L249 151V150H250V148H249ZM130 147H131V148H130ZM144 147H146V148H144ZM179 147H180V149L182 148V151H181V150H178ZM208 147H209V148H208ZM253 147H257V149H256V150H255V149L253 150V149H252ZM263 147H264V146H262V148H263ZM106 148H107V147H106ZM132 148H133V149H132ZM158 148H159V149H158ZM160 148H161V149L163 148V149L161 150ZM207 148H208V151H209V156H213V155L215 156V159H214V157H212V158L210 159L212 162H213L214 160H217L216 157H218V160H219V158H221V157L223 158V159L220 160L219 162H218V160H217L216 162H213V163L217 164V168H218V164H219V167H220L219 169H217L216 166H214L215 164L212 165V164H213L212 162L209 163L210 161H209V162L207 161V163L210 164V165H209V164H205V162L203 161V160L206 161V160H207V157L209 158V156H208V151L206 152ZM219 148H222L223 151H222V149L219 150ZM229 148H230L231 150H230ZM247 148H248L249 150H248ZM18 149H21V150H18ZM109 149H110V147L107 148V151H108V152H109ZM140 149H138V150L140 151ZM156 149H157V150H156ZM175 149L177 150V152H179V153L176 152L177 156H175V153H173V152H175ZM199 149H201L203 153H202V155L200 156L201 158H200V157H197L196 162H198V160L200 159V163H196V164L193 166V162H192V161H194V160H195L194 157L198 156V154H199V153L197 154L196 152H200V151H201V150H199ZM209 149H210V150H209ZM238 149H239V151H238ZM246 149H247V150H246ZM263 149H264V148H263ZM104 150H105V149H104ZM129 150H131V151H129ZM138 150H137V151H138ZM228 150H230L231 152L229 151L230 153L226 154V151L228 152ZM232 150H233V151H232ZM252 150L255 152V155H257V158H258V159L260 158V160H261L263 163H262L261 161L259 162L256 158H253L255 155H254V152H252ZM105 151H106V150H105ZM126 151H127V152H126ZM132 151H133V152H132ZM180 151H181V152H180ZM183 151H184L186 154H185ZM210 151H212V154H211ZM234 151H235V152H234ZM240 151H241V152H240ZM245 151H246V152H245ZM248 151L250 152V153H249V154H250L249 156H253V157H250V159L252 158V159L255 160V162H254V161L252 162V159L250 160V161L252 162V164L250 163V161H247V160L245 161L246 164H245V162H244V157H243V156H246V159L249 160V158H247V157H249V156L247 155V152H248ZM83 152H84V151H83ZM128 152H129V153H128ZM182 152H183V153H182ZM238 152H240V153L238 154ZM242 152H243L244 155L242 154ZM144 153H145V154H144ZM172 153H173L174 155H171ZM189 153H191V154H189ZM193 153H195V154H193ZM232 153H233V156L231 155ZM251 153H252V154H251ZM263 153H264V152H263ZM180 154H181L182 156H183V155H186V156H187V154H188L189 156H188L187 159H185L186 156H184L183 158H182V157L180 158V156H181ZM196 154H197V155H196ZM236 154H238V155L242 154V155H241V156H238V155H236ZM259 154H261V157H258ZM128 155L130 156V157H129L130 159H132L133 161H136V162H134V163L136 164V165H134V166H133V162H131L132 168L130 167V162H129V167H130L131 169H130L129 167L126 168L127 171H128L127 173H129V171L132 172V173H129V176H130V177H131L130 174H134V175L132 176V178H129L128 174L126 173V171L124 170V167H123V166L128 165V163L125 162V160H126L125 158H126V156H128ZM178 155H179V156H178ZM193 155H194V156H193ZM206 155H207V157H206ZM229 155H230L231 157H234V156H235V158H233V160H232V164L230 163L232 167L230 168V165L228 164V163L231 161V159H232V158H230V161L227 162V164L229 165V167H227L228 169L226 168V169L228 170V172L225 170L226 173H225L224 175H223V174H220V175H219V172L217 173V171H218V170H219V171L222 170V169H221V166H223V164H222V163L224 162L223 160H224L226 157H227L226 159H228V158H229V157H228ZM138 156H139V157H138ZM160 156H161V157H160ZM190 156H191V157H190ZM236 156H237V157H236ZM259 156H260V155H259ZM156 157H157V158H156ZM159 157H160V158L163 157L165 161H164V160H159V159H160ZM177 157H179V158H177ZM240 157H243V158L241 159ZM136 158H137V159H136ZM138 158H139V159H138ZM146 158H147V163L145 162V161H146ZM165 158H166V159H165ZM198 158H199V159H198ZM205 158H206V159H205ZM237 158H238V159L240 158L241 160H243V161H241V160L239 159L238 161H239V162L241 161L240 163L244 162L245 165H242V164H243V163H242V164H240V165H241V166H240L239 163H236V162H237ZM124 159H125V160H124ZM150 159H151V160H150ZM152 159H154V160H152ZM179 159H180L181 161H180ZM182 159H183V160H182ZM188 159H189V161L191 162V164H192V166H193V168L191 167L192 170H190V169L187 170V168H189V166H191V164H190V162L188 161ZM192 159H193V160H192ZM213 159H214V160H213ZM234 159H235V161H234ZM132 160H131V161H132ZM168 160L170 161V164H172V165H169V163H168L169 166L166 165L167 162H168ZM173 160H174V162H173ZM175 160H176V161H175ZM185 160H186V161H185ZM228 160H229V159H228ZM256 160H257L258 162H257ZM80 161H81V157L78 159V162H79V163H80ZM126 161H130V160L128 159V157H127V160H126ZM154 161H155V162H154ZM171 161H172L173 163H172ZM178 161H179V162H178ZM222 161H223V162H222ZM225 161H227V160H225ZM97 162H98V160L95 159V160H94V164H97ZM106 162H107V161H106ZM140 162H139V163H140ZM150 162H152V165H153L154 163H156V164H154L155 166L153 165V167H154L153 169L151 168L152 166H151V163H150ZM161 162H163V163H161ZM175 162H177V164H178V163H179V164L177 165ZM194 162H195V161H194ZM201 162H203V163H201ZM221 162H222V163H221ZM247 162H248L249 165L247 164ZM256 162H257L258 164L262 163V165H260V166H261V167L263 166V167H262L263 170L261 169V167H259V165H257ZM108 163H109V162H108ZM125 163H126V164H125ZM145 163H146V164H145ZM160 163H161V164H160ZM174 163L176 164V166L173 165ZM224 163H225V162H224ZM235 163H236V164H235ZM255 163H256V164H255ZM106 164H107V163H106ZM149 164H150V165H149ZM159 164H160V167H161V168H160V167H158V168L160 169V172L162 173V175H160V172H159V169H158V168H157V169H158L157 171L159 172V173L157 172L158 175H156V172L153 171V170L157 167V165H159ZM162 164H163V165H162ZM164 164H165V165H164ZM189 164H190V165H189ZM199 164H200V165H199ZM201 164H202V166H201ZM221 164H222V165H221ZM227 164H226V166H227ZM138 165H137V167H138ZM188 165H189V166H188ZM203 165H206V166L203 167ZM207 165H208V166H207ZM236 165L239 166V167H236V169H235L234 167H235ZM109 166H110V164H109ZM144 166H145V167H144ZM163 166H165V167L167 166V169H166L165 167H163ZM173 166H174V168H173ZM181 166H182V167H181ZM196 166H197V167H196ZM210 166H211V167H210ZM212 166H213L214 168H216L217 170L215 171L214 169H212ZM247 166L250 167V168H249L250 170L247 169V168H248ZM256 166H257V167H256ZM36 167H37V169H36ZM162 167H163L164 169H162ZM208 167H210V170H211L210 172H209L208 170H204V168H205V169H206V168L208 169ZM245 167H247V168H246V172H247L246 175H250L252 172H254V171L256 172V170L258 169V167L260 168V169H258V171H259L260 174H259L258 171H257V173H258L259 175H258L257 173L254 172V173H255V174H254L255 176H256V174H257V178H254V177L252 176V177L254 178V181H255V183H254V181H253V183L255 184V185H253V186L255 187V190H256V187H257V186H256V182H258L257 185L260 184V185L262 186L261 188L258 187V190L256 191V193H254L255 191H252V190L254 189V187H253V189H252V188L249 189L250 184H249V183H246V181H245V184H248V185H247V188H248V189L246 188V185L244 184L245 186L243 187V185H242L243 188H241V189H243V190H241V191L239 190L240 187H241L240 184H242V182L244 183V180H249V179H250V180H253V178L251 179L250 176H248V177H250L249 179H248L247 176H246L247 179H243L242 175L245 176V173L243 174L242 172H238L239 170H241V169H239V168H242V169H243V168H245ZM24 168H25V169L27 168V170H28V172H29L28 174H30L31 172H32V173L34 172L33 174H35L36 172H38V173H36L35 176L32 175V178H31V174H32V173H31L30 176L28 177V176H26V173H25V169H24ZM28 168H29V169H28ZM134 168H133V169H134ZM149 168H151L150 171H149ZM200 168H201V169H200ZM224 168H225V165H224ZM229 168H230V169H229ZM233 168L235 169V170H233V171H236V170H237V171H236L237 174H238V173H242V175H241V174L239 175V177H240V178L242 177V178L239 180L238 184L236 183L237 185L234 184V183H231V184H234V187H237L236 190H235V188L233 187V185L228 184V183H230L231 181H229V182L227 181V182H226V183H227V187H226V185H225L224 182H223L224 185H221L222 182L220 183V185L217 183L219 179L217 180V175H216V174L219 175L218 178H220V177L223 176L222 178H224V179H226V180H229L230 177H232V178H231V180L233 179L232 182H233V181L236 182L237 180L234 178V177H235L234 174H236V172H233L234 174L232 173L234 176H233V175L230 176V172H232L231 169H233ZM107 169H110V170H111V168L108 167V166H107ZM165 169H166V171H164ZM171 169H173V170H171ZM193 169L196 170L195 173L192 172ZM197 169H198V170H197ZM238 169H239V170H238ZM32 170H34V171H32ZM147 170H148L149 172H146ZM189 170H190V171H189ZM195 170H194V171H195ZM212 170H214V173H213V174L211 173ZM223 170H224V169H223ZM253 170H254V171H253ZM107 171H109V170H107ZM124 171H125V172H124ZM152 171L155 173L156 176H158V177L160 178V180L157 179L158 177L155 178V180L153 179L154 176H153V177H150V176L152 175ZM163 171H164V173H163ZM172 171H174V172H172ZM187 171L190 172V173L188 174ZM204 171H206V172H208V174L210 173V174L212 175V176H210V175H208V174L206 173V175H208L207 178L209 179V180H208L209 184H207V182H206V181H207V180H206L207 178H206V176L204 175V174H205ZM121 172H123V173H121ZM167 172H166V173H167ZM199 172H200V173H203V175L200 174ZM222 172H223V171H222ZM244 172H245V171H244ZM108 173H109V172H108ZM125 173H126V174H125ZM149 173H151V174H149ZM154 173H153V174H154ZM184 173H185V174H184ZM191 173H192V174H191ZM193 173H194V174H193ZM198 173H199V175H202V176L204 177L203 179H205V178H206V179L201 181L200 178H202V176H199ZM215 173H216V174H215ZM220 173H221V172H220ZM223 173H224V172H223ZM118 174H117V175H118ZM124 174H125V175H124ZM168 174H167V175H168ZM179 174H180V175H179ZM214 174L216 175V179H215V180L212 179L213 176H215ZM237 174H236V176H237ZM262 174H264V173H262ZM121 175H122L123 177H121ZM126 175H127V176H126ZM146 175H147V178H148L149 180L152 178V181H155V183L153 182L154 185L152 184L153 187H152V185H150L151 187L149 188L148 191H147V189H148V188H147V187H148V184H147V183H148L149 180L147 181V180L145 179V178H146V177H145ZM149 175H150V176H149ZM173 175H174V176H173ZM175 175H176V176H175ZM185 175H187V176H188V175H189V176L191 175V176L189 177L190 179L188 178V179H189V180H188V179H187V176H185ZM227 175H228V176H227ZM251 175H252V174H251ZM124 176H125V177H124ZM183 176L186 177L185 180H187V183H186L185 181H184L185 183L183 182V179H184ZM197 176H198V177H197ZM224 176H225V177L227 176V177L225 178ZM27 177H28V178H27ZM127 177H128V178H127ZM167 177H168V176H167ZM195 177H197V178H195ZM211 177H212V178H211ZM239 177H237V178H239ZM260 177H262V175H261ZM126 178H127V180H126ZM176 178H177V179H176ZM194 178H195V179H194ZM214 178H215V177H214ZM222 178H220L221 180H219V182H220V181H226V180H224V179L222 180ZM227 178H228V179H227ZM30 179H31V180H30ZM55 179H56V177H54V181H53V182L56 183V180H55ZM129 179H130V180H129ZM175 179H176L177 181H176ZM198 179H199V181H197V185L200 183V181H201V185H203V186L200 185L201 187H200V186H197L198 189L200 188L199 190H202V187L204 188V187H206V186H210L211 183H212L213 185H215L214 183H217V184L215 185V189L213 190V187H214V186H210V187H209V190H208V188H206L207 190H206V191L204 190L203 193H199L200 191H198V194H201V196L203 195V197L200 198V195H198L197 193H195L196 190H194L193 188H191V187H194V188L196 187V185H195V186H193V185L195 184L196 180H198ZM258 179H259V178H258ZM261 179H260V180H261ZM144 180H145V183L147 184V185L145 184V185L147 186L146 189H144V188H145V186H144ZM157 180H159V181H157ZM192 180H193V182H192ZM242 180H243V181H242ZM110 181H111V182H110ZM133 181H134V182H137V184H136V183H133ZM146 181H147V182H146ZM152 181H151V182H152ZM168 181H169V182H168ZM181 181L183 182V185H182V186H181V185L179 186V183L182 184ZM138 182H140V183H138ZM151 182H149V183H151ZM174 182H175V183H174ZM188 182H189V183L192 182V183H194V184H193L192 186H190L191 184H189ZM204 182H205V183H204ZM248 182H252V181H248ZM68 183H69V182H67V184H68ZM130 183H131V182H130ZM202 183H203V184H202ZM239 183H240V184H239ZM253 183H252V184H253ZM113 184H115V185H113ZM162 184H163V186H162ZM204 184H205V185L207 184V185L204 186ZM118 185H117V186H118ZM142 185L144 186V188H142V187H143ZM171 185H172V186H171ZM184 185H185V186H184ZM188 185H189V188H190V189H193L194 192L191 191L190 189H188V187H187ZM217 185H219V186H223V187H219V186L217 187ZM228 185H230V186L232 187V188H231V187L229 188V190L231 189V190H230V193H231V194H229V191L225 189V188L228 189V187H229ZM235 185H236V186H235ZM238 185H239V186H238ZM260 185H258V186H260ZM39 186H42V185L39 184ZM44 186H45V184H44ZM44 186L39 187V188L36 187L38 190L36 189L35 192L38 191V192H44V193H45V191H47V190H45L46 187H44ZM111 186H112V187H111ZM120 186L117 187L116 191H114V189H113V190H110V191H113V192H110V191H109V192L112 193V194H113L114 192L117 193L118 190L121 189ZM251 186H252V185H251ZM251 186H250V187H251ZM43 187H44V189H42ZM178 187H179L180 189H179ZM216 187H217L218 189L220 188L219 190H221L222 188H223V189H222L221 191H219L220 193H218V192H217L218 190L215 191V190H216ZM118 188H119V189H118ZM131 188H129V190H130ZM185 188H187L186 190H187V192H190V194H191L192 192H193V193H192L193 195H194V194H197L198 197H199L200 199H197L198 197H195V196H197V195H194V196H193V195L191 194V195L193 196V197H192L191 195H189V193H188L189 196H186V195H187V192L185 191ZM244 188H245L247 191H245ZM39 189H40V191H39ZM41 189H42V190H41ZM94 189H95V191H94L92 194L95 195L94 193L97 192V194L95 195V199H97L98 202H97V206H95L94 209H92V210L89 212L90 214H91V212H92V216H90V214H89V215H88V220H90V219L92 218V222L95 221V222H93V223H96V222H97V224H98V223L101 221V219H99V218H100V216H99L100 214L103 215V216H101V218H103V221H104V222L106 221V217H107L106 213H108V210H106L107 204H106V207L103 205V206L105 207V210H104V211H105L106 213H105L104 211L102 212L101 210H99V209H101L100 207H102L101 205H102L103 200H102L101 196H103V195L99 192V190H98L97 188H94ZM132 189H131V190H132ZM143 189H144V191H143ZM172 189H173V190H172ZM196 189H197V188H196ZM198 189H197V190H198ZM211 189H212V191H211ZM224 189H225V190H224ZM237 189H238V190H237ZM44 190H45V191H44ZM138 190H139V191H138ZM188 190H190V191H188ZM232 190H234V192L238 191V193H239V192L242 193V194L239 193L238 195H235V198H236V197H240V195H243V193H246L245 195H243V196L240 197L241 199L239 198L241 201H242V199H244L245 196L248 194L249 190H251V193H249V194H250V196H251V203L254 202V204H249L250 201L248 200V201H247L248 204H249V205H248L247 202H246L245 200H243V201H242L243 203H241V206H240V204H238V205L236 206V202H235V201H238L239 199H238V198H236V199L234 198L235 200L232 199L233 196H231V195L234 194V192H232ZM126 191H123V192L127 193ZM169 191H171V192L169 193ZM180 191H181V192H180ZM202 191H203V190H202ZM207 191H210V195H212V194L215 193V192H216V195H217V196H218L219 194H220V195H219L218 197H217L216 195H215V197H214V195H213L214 198H212V196L210 197L209 192H207ZM223 191H224V192L227 191L226 194H229V195H225ZM243 191H244V192H243ZM158 192H159L160 195L158 194ZM185 192H186V195H183V193H185ZM196 192H197V191H196ZM205 192L208 193V195H209V199L212 198L211 201H209V199H206V197L208 198V196H207L206 194H205L206 196L204 195ZM211 192H212V194H211ZM252 192H253L254 194H252ZM259 192H261V194L263 195V197L260 195ZM44 193H43V194H44ZM143 193H142V194H143ZM146 193H145V194H146ZM167 193H168V195H167ZM236 193H237V192H236ZM258 193H259V194H258ZM45 194L47 195V193H45ZM45 194H44V195H45ZM112 194H111V195H112ZM117 194H118V193H117ZM121 194H119V195H121ZM142 194H140V195H142ZM145 194H144L142 197L146 198V197H145ZM249 194H248V195H249ZM44 195L41 194L40 197H41V198H46V195H45V196H44ZM114 195H115V201H113V198H114V197H113V198L111 197V198H112V199H111V200H112V201H111L112 203H113V202H114V203L117 202L116 198H117L118 195L113 194L112 196H114ZM133 195H132V196H133ZM157 195H158V196H157ZM178 195H179V196H178ZM181 195H183V196H181ZM221 195H222V196H221ZM248 195H247V197H248ZM258 195H260V197H259ZM127 196H126V197H127ZM130 196H128V197H130ZM151 196H150V197H151ZM156 196H157V197H156ZM165 196H166V198H165ZM180 196H181V197H180ZM228 196H229V197H228ZM250 196H249V197H250ZM120 197H122V196H119L118 198L120 199ZM124 197H122L123 201H124ZM126 197H125V198H126ZM160 197H161V198H160ZM182 197H183V198L185 197V198L182 199ZM188 197H189V198H190V197H192V198L195 197V198H194L195 201L197 200V202H198L199 204L202 203L203 201L207 202L206 204L203 202L202 205H201V204L199 205V207H198V205L195 207V206L192 204V207L194 206V207L196 208L197 211L199 210V212L201 211L202 213L198 214L199 212L196 213V210L194 211L195 208H193V209L190 208L191 206H189L188 203L185 202V201H189V204H190V203H193L194 201H193V199H191V198L187 200ZM222 197H224L223 202L226 200L227 203H229L227 199H228V198H231V199H229V200H230V203H231L232 206L229 207V208H230V209H233V210H232L233 213H232V211H230V210H229V212H227L228 210L225 211L226 209L223 208V207H226V206H227V203H226V202H224V203L221 202V201H222V200H221ZM247 197H246V200H247ZM257 197H259V199L262 198V200H259ZM41 198H40V201H42ZM118 198H117V199H118ZM147 198H148V197H147ZM163 198H164V200H163ZM176 198H177V200H175ZM180 198H181V199H180ZM219 198H220V199H219ZM225 198H226V199H225ZM252 198H253V199H252ZM255 198H256V199H255ZM119 199H118V200H119ZM159 199H160V200H159ZM201 199H202V200H201ZM204 199H205V200H204ZM218 199H219L220 201H217ZM222 199H223V198H222ZM44 200L46 201L47 198H46V199H43V203L45 202ZM101 200H102V201H101ZM140 200H141V197H140L138 203H139V204H142V203L144 204V202L140 203ZM162 200H163V201H162ZM174 200H175L176 202H175ZM179 200H182V202H185L186 204H185V203H182V202L179 203V202H178ZM183 200H184V201H183ZM231 200H234V202L232 201V202H233V203H232ZM254 200H257V201L260 202L261 204H259V205L256 204V203H255L256 201H254ZM51 201H53V202H52V206L55 205V207H56V204H54L55 201H54V200H51ZM127 201H128V199H127L126 201H124V203H126ZM132 201L134 202V205H132ZM142 201H144V199H143ZM161 201H162V202H161ZM173 201H174L175 203H174ZM200 201H201V202H200ZM214 201H215V202H221V204H220V203H219V204H214V203H215ZM241 201H240V202H241ZM244 201L246 202V204H244ZM263 201H264V200H263ZM69 202H70V201H69ZM69 202H68V205H69ZM177 202L179 203V205L181 204V207H180L178 204H177L178 206L176 205ZM197 202H195V203L198 204ZM208 202H209V204H208ZM238 202H239V201H238ZM240 202H239V203H240ZM112 203H111V204H112ZM114 203H113V204H114ZM124 203H123V204H124ZM148 203H150V204H149L150 206H152V207L154 206V209H155V210H153L154 213H152V211H151V210H152V207L148 208V206H147ZM157 203H158V204H157ZM210 203H211V206H210ZM225 203H226V204H225ZM45 204H46V202L44 203V205H45ZM103 204H104V203H103ZM128 204H126V205L124 204V205L127 206ZM146 204H147V205H146ZM151 204H152V205H151ZM171 204H174V205L171 206ZM183 204H185V205H187V206L185 207V206H183ZM196 204H195V205H196ZM223 204H224L225 206H224ZM242 204H243V206H244V205L246 206V209H244L245 212H243L244 210L242 209V208H245V206L243 207ZM44 205H43V206H44ZM98 205H99V206H98ZM135 205H136V206H135ZM159 205H161V206H159ZM175 205H176V206H175ZM190 205H191V204H190ZM204 205H205V206H206V205H209V210H207V209H208V208H207L208 206L205 207ZM219 205H220V206L223 205V207L221 206V208H223L222 210H224V211H222V213H223V212H227L228 215H230V214L232 213V214H231V217L228 216V215H225V213L223 214V216L226 217V221H227V219H228L227 216L229 217V220H228V221H229V224H228V222H227V225H228V226L230 225V221H232V224H231V225H233V222L236 223V222L239 220V219H238V220H235L233 216H234V214H235V218H237V216H236V212H235V211H236V209L240 206V207H239V211H237V213L239 212L240 215H241V213H242V216L238 215L239 218L241 217L240 220L238 221V223H236V224L234 223V225H233L232 227H230V226H229V228L226 227V226H225V224H226L225 222H226V221L224 220L225 217L222 216V217L224 218V219H223V218L220 216V215H222L221 211L219 212V213H221V214H218V215H217L218 210H219V207H218ZM229 205H230V204H228V206H229ZM252 205H253V211H252V210L250 211V209H252ZM29 206H30V205H29ZM31 206H32V204H31ZM46 206H47V205H46ZM82 206H83V205H82ZM125 206H124V207H125ZM139 206H140V205H139ZM144 206H145V209L148 208V210L146 209L147 211L144 209ZM167 206H168V207L170 206V208H168ZM173 206H174V207H173ZM201 206L203 207V209H202ZM216 206H217L218 208H215ZM235 206H236V207H235ZM44 207H45V206H44ZM67 207H68V206H67ZM70 207H71V205H70ZM98 207H99V209H97ZM104 207H102V209H103ZM130 207H131L132 209H131ZM157 207H158V208H157ZM172 207H173V208H172ZM176 207L178 208V211H179V209L181 210L182 207H184V208H183L184 210L182 209V210L180 211V212H182V213L175 212V213H172V214L170 215V213H171L174 209L177 210ZM187 207L189 208L188 210H192V211L195 213L194 215L197 216V217H195V219H193V217L191 218L192 222L194 221V222H193L194 225H192V224H193L192 222H191V224L189 223V221H190L189 218L192 216L193 213H191V211H189V212L191 213V216L188 218V216H189L190 214L186 216V215H185V212H183V211H187L186 214L188 213V210H185V208H187ZM241 207H242V208H241ZM30 208H32V207H30ZM30 208H29V209H30ZM125 208H126V207H125ZM164 208H166V209H164ZM171 208H172L173 210H171ZM197 208H198V209H197ZM199 208H200V209H199ZM205 208H207V209H205ZM212 208H214V209H213V210H214L213 214L216 213V210H217V213H216L215 215H213V214L211 215V214H210V213L213 211V210L211 211ZM226 208H227V207H226ZM255 208H257V209L254 210ZM29 209H28V211H29ZM65 209H66V208H65ZM138 209H137V210H138ZM150 209H151V210H150ZM162 209H163V210H162ZM234 209H235V210H234ZM240 209H242V212H241ZM262 209H261V210H262ZM26 210H27V209H26ZM97 210H98L99 213L96 212ZM143 210H141V212H142ZM175 210H174V211H175ZM203 210H205L206 212H204ZM246 210H247V212H246ZM248 210L250 211V213H248V212H249ZM261 210H260V213H259V214L255 213V216H257V215L260 216L261 213H262ZM23 211H24L25 213H24ZM129 211H130V212H129ZM132 211H134V210H132ZM135 211H136V210H135ZM139 211H140V210H139ZM164 211H167V212H164ZM168 211H169V212H168ZM170 211H171V212H170ZM207 211H208V212H207ZM62 212H63V211H61V215L64 214V213L62 214ZM136 212H137V211H136ZM148 212H149V213H148ZM263 212H264V210H263ZM20 213H21L22 216L20 215ZM23 213L25 214V217H24ZM95 213H98V214L95 215ZM103 213H105V215H104ZM138 213H139V212H138ZM147 213H148L149 215H148ZM151 213H152V214H151ZM168 213H169V214H168ZM176 213L178 214V216L181 215V216H179L178 219H176V220H178L177 222H178V224H180V225L174 223V222H176V220H173V223H172V219H175L174 217H173V218L171 217L172 219H170V216H172V215H174V216L176 217ZM183 213H184V214H183ZM206 213H207V214H206ZM208 213H209V214H208ZM227 213H226V214H227ZM239 213H238V214H239ZM132 214H133V213H132ZM136 214H137V215H136ZM141 214H142V213H139V215H141ZM150 214H151V215H150ZM153 214H154V216H156V217H151V216H153ZM159 214H160V215H159ZM161 214H162V215H161ZM182 214H183L186 218H188V219H187V220H186V218L183 219L184 216H182ZM204 214L209 215V216L207 217V216L204 215ZM256 214H257V215H256ZM19 215H20V216H19ZM61 215H60V216H61ZM94 215H95V216H94ZM127 215H128V216H127ZM143 215H141V216H143ZM146 215H148V217H151V219H150V218L147 219V218H146V217H147ZM165 215H166V216L168 215L169 218L166 217ZM169 215H170V216H169ZM202 215L205 216V218H206V219H205V220H206L205 222H206V223L203 221V220H204V219H203L204 216H202ZM210 215H211L212 217L214 216V217H215L214 219H216L217 216H218V217L220 216L221 219H222L223 221H225V222H222V221H220V220H214L212 217H210ZM60 216H59V217H60ZM130 216H131V215H130ZM144 216H143V217H144ZM157 216H158V218H157ZM164 216H165L166 218H168V220L171 221V222L169 221L170 224H171V225H170L171 227L168 226V225H166V226H168L169 228L166 227V226H165V227L163 226L165 223H166V224H169L168 221L165 219ZM178 216H177V217H178ZM199 216H200V217H199ZM61 217H64V215L61 216ZM98 217H99V218H98ZM132 217H133V216H132ZM177 217H176V218H177ZM220 217H219V218H220ZM245 217H246V218H245ZM27 218H29V215H28ZM93 218H94V220H93ZM96 218H97V220H96ZM154 218H155V221H154V222H155V223L157 222L156 224L153 223V224L156 225L155 227H154L153 224H152V222H153L152 219H154ZM180 218H182V219L185 220V221H183V220L180 219ZM200 218H202V219H200ZM219 218H217V219H219ZM244 218H245V219H244ZM250 218H253V220H254V219H256V220H255L254 222L251 221V222H250L251 224L248 225V222H249L250 220H252V219H250ZM260 218H261V216H260ZM17 219H18V220H17ZM62 219H63V218H61V220H62ZM98 219L100 220L99 222H98ZM156 219H157L158 221H157ZM163 219H165L166 221H165V220L163 221ZM207 219H210L213 223L210 222V220L207 221ZM212 219H213V220H212ZM231 219H232V220H231ZM241 219H243L244 222H243V220H241ZM13 220H14V219H13ZM58 220H59V218H58ZM61 220L55 222L56 224L58 223V226H57V225H54L55 227L57 226V227H56L57 230H55V227H54V226H50V228L53 227V228H51L52 230L49 228V226H47L46 232H47V231H48V232L45 233V236L43 235V236H44V239H42V237H43V236H42L41 239H40V241H39L40 243H42V242H41L42 240L45 241L46 243H49V242H48L49 240H46V238H47V237L50 238V235H52V234L54 233V231H57L58 233H59V231H60L61 235H63V236H59L60 238H58V239L61 240V238H63L64 240H61V241H60V240H59V241H58V240H55V243H56L57 245H55V243L53 242V246L55 245L56 247H58V244L61 243V245H64V246L66 245V247L61 246L62 248L64 247V248L62 249V248L59 246L58 248L61 249V252L59 251L60 249H58V248H57V249H58L57 252H58L59 254L61 253V255L59 256V254L56 253V251H54V253H56L57 256H59V257L57 258V257L51 256V258H50L51 260L49 259V260L51 261V263H50V261L48 260V261H47V264H49V263H50V264H56V263L59 261V259H61V258L63 259V254H65V253H67V252L69 253V255L72 254V253L69 252V249L71 250V248H70L71 245H72V248L75 247V246H77V245H78V246H77L78 248H79L80 246H84L83 243H84L85 240H83V239H85V236L82 235V234H84L82 231L87 230V226L85 227V226L83 225L84 227H83V226L81 227V225H78V226H79V229H78V226L76 227L77 230H76V228H75V229L73 228V231L76 230V232L71 233V232L69 231V232H70V233H69L66 229H65V230L62 229V225H60V221H61ZM151 220H152V222L150 223ZM188 220H189V221H188ZM198 220H199V221H198ZM200 220H201V221H200ZM248 220H249V221H248ZM16 221H14V223H15ZM90 221H91V220H90ZM130 221H132V222H130ZM160 221H161V222H160ZM179 221H181V222H179ZM182 221H183V223H182ZM197 221H198V222H197ZM202 221H203L204 223H202ZM218 221L221 222V225L224 224L223 227H224V226L226 227L225 231L227 230L228 233L231 231V232H230V233H231V234H230V237H231V235H232V238L230 239V238H227V237H226L227 240L230 239V242L227 241V244H232V245H228L229 248L226 246V241H224V240H226V238H225V239L223 238V236L226 235L227 233H225V231H224L225 234H222L223 232H222L221 229H223V228L220 227V225H219L218 227L220 228V230H221L222 233L220 232V234H218L219 231L216 229V228H218V227H216V226L218 225ZM129 222H130V224H129ZM162 222H163V223L165 222V223H164L163 225H161ZM184 222L187 223L185 226L183 225V224H185ZM196 222H197V223H196ZM214 222H215V223L217 222V223H216V226H215V223H214ZM241 222H242V223H241ZM246 222H247V223H246ZM256 222H258L259 225H258V223H256ZM12 223H13V222H12ZM112 223H113V224H112ZM159 223H160V224H159ZM198 223L202 224V225H200L201 229H198V231H199L200 233H202V234H199L200 236H196V235H198V233L195 232V231L197 230L196 228L199 227V224H198ZM245 223H246L247 225H244V228H243V229L238 228V225H240L239 227H241V226H242L243 224H245ZM252 223L254 224V225H253L254 227L252 226ZM19 224H20V223H19ZM19 224L16 222V225L14 224V225L11 226L10 228H12L13 230H15L14 226L17 227V225H19ZM114 224H115V225H114ZM128 224H129V226H128ZM174 224H176V225L179 226V227L182 226L181 228L185 230V233H184V231H183L181 228H180V229L178 228V229L176 230V229H175L176 226H175ZM197 224H198V225H197ZM204 224H205V226H203ZM209 224H211L212 226L209 225ZM157 225L161 226V229H163L164 233H165V231L167 230L168 233L171 231V232H170L171 235H172V234H174V235H172V237H171V235H169L170 233H169V234L167 233L168 235H164V233H163L159 228H157ZM190 225H191V226H190ZM235 225H236V226H235ZM250 225H251L252 227H251ZM19 226H21V224H20ZM151 226L153 227L152 229H150ZM162 226H163L164 228H162ZM172 226H173V227L175 226L173 231H172V229H173ZM183 226H184V228H183ZM193 226H194V227H193ZM195 226H197V227L195 228ZM202 226H203L204 229L202 228ZM245 226H246V227L249 226V227L246 228ZM257 226L260 227V228H262V230H260L259 228H258V229L260 230V233L263 231V234L261 233V235H260V233H258V234L256 233V234H257V238H256L255 236H252V237H251L252 234L255 235V233H253V232L256 231V227H257ZM60 227H61V228H60ZM135 227H136V226H135ZM185 227H186V228H185ZM189 227H191V228L188 229V230H187L188 232H187L186 229L189 228ZM214 227H216V228H214ZM18 228H19V229H18ZM18 228L16 229V231H17V230H18V231L21 230L20 227H18ZM81 228H82V229H81ZM155 228H156V229H155ZM165 228H168V229H171V228H172V229L168 231V229H165ZM192 228H193L195 231H194ZM211 228H213L214 231H213V230H210ZM219 228H218V229H219ZM231 228H232L233 230H232ZM236 228H237V232H236V233H237L238 235H237V234L234 235L235 233L232 234V232H235V231H236V230H235ZM241 228H242V227H241ZM245 228H246V229H245ZM252 228H253V230H252ZM1 229H4V227H3V226L0 227V230H1ZM48 229H49V230H48ZM58 229H59V230H58ZM61 229H62V232H61ZM130 229H129V230H130ZM149 229H150V230H153V232H151L152 235H151V234H149V235H148V234H144L145 232H146V233H148V232L150 233ZM157 229H159V230H157ZM215 229H216V231H215ZM249 229H250V230H249ZM13 230H11V231H13ZM81 230H82V231H81ZM175 230H176V231H175ZM180 230L182 231V233H180V232H181ZM189 230H192L193 232H191V233H192V234L194 233V235L189 234ZM203 230H204V231H203ZM229 230H230V231H229ZM251 230H252V231H251ZM49 231H50V232H49ZM71 231H72V230H71ZM133 231H134V233H133ZM141 231L144 232V233H141ZM155 231H156V232H155ZM160 231H161V232H160ZM178 231H180V232L178 233ZM217 231H218V232H217ZM14 232H15V231H14ZM14 232H11V233H14ZM80 232H81V233H80ZM85 232H86V231H85ZM159 232L162 233L161 236H160L159 238H157V242H158V244H159V241H160V247H163V246H161V242H163V244H165L166 242L168 243L169 240H171V242H173V243H175V244H174V247L172 246L173 243H172L171 245H169L171 242L168 243V245L165 244L166 247L164 246V248H163L162 251H161L160 249L157 250L158 253H159V251L161 252V253L158 255V253L156 254V251H154L153 248L156 247L155 249H158L159 247H158V245L156 244V242L153 241V240L156 238V236H157L158 234L160 235ZM174 232L178 233L180 237H181V236H183V237L180 238V237L178 236V239L180 238V240H178L177 237H176L178 234L176 235V233H174ZM244 232H245V233H244ZM258 232H259V231H258ZM19 233H20V231H19ZM26 233L28 234V232L25 231V234H26ZM49 233H50V234H49ZM66 233L70 235V238H71L72 240L69 239V236H67ZM74 233H75V234H74ZM122 233H123V234H122ZM155 233H156V234H155ZM17 234H18V233H17ZM17 234L14 233V236L16 235L18 238L21 237V236H18ZM27 234H26V235H27ZM46 234H47V235H46ZM72 234H74V235H72ZM114 234L111 233V234H108V235H109V237H110L111 235L113 236ZM153 234H154V235H153ZM11 235H12V237H14L13 234H11ZM26 235H25V236H26ZM59 235H60V234H59ZM71 235H72V237H71ZM80 235H81V236H84V238H83V237H80ZM138 235H139V237H138ZM140 235H141V237H140ZM145 235H148V236L151 235V238H152V239H150V237H149V238L147 237V240H146V238H144V237H146ZM184 235H187V236H188L187 239H185L186 237H185ZM191 235H192V236H191ZM205 235H206V233L204 234V236H205ZM241 235H243V236H242V239H241ZM25 236L23 237V239H26ZM66 236H67V237H66ZM142 236H143V238H142ZM166 236H167V237L169 236V238L167 239ZM194 236H195L196 238H195ZM228 236H229V235H228ZM233 236H234V237H233ZM235 236H236V237L239 236L238 239H237ZM53 237H54V234L51 236L50 241L52 240ZM127 237H128V236H126V238H127ZM154 237H155V238H154ZM161 237H165V238H164V239L162 238V241H161ZM208 237H209V236H208ZM224 237H225V236H224ZM250 237H251V238H250ZM254 237H255L256 239H255ZM18 238H17V239H18ZM27 238H28V236H27ZM29 238H30V235H29ZM29 238L26 239V240H29V241H30ZM65 238H66V239H65ZM67 238H68L69 240H67ZM80 238H81V241L79 242V239H80ZM82 238H83V239H82ZM140 238H141V239H140ZM171 238H173V239H171ZM175 238H176V239H175ZM188 238H189V239H188ZM192 238H193V239H192ZM200 238H201V239L203 238V239L201 240ZM47 239H48V238H47ZM142 239H145L144 242H141L142 245H143V247L145 246V244H147L146 242H148L149 244H151L152 241L154 242V244L152 243L151 247L149 248L150 250H149V249H146V248H148L147 245L150 246L149 244H147V245L145 246L146 248L144 247V249L142 250V252L145 250V251H144L145 253L143 252L144 255L142 254V252H140L142 247H140L141 244L139 245V243H140L139 241H142ZM159 239H160V240H159ZM166 239H167L168 241H167ZM222 239H223V241L225 242V245H224V242L222 241ZM254 239H255V240H254ZM258 239H260L261 241H263V243L260 244L259 246H257V245L259 244V243H257V242H260V240H258ZM26 240H25V242L28 243V241H26ZM74 240H76L78 244H77L76 241H74ZM127 240L130 241L131 239H127ZM148 240H152V241H148ZM155 240H156V239H155ZM158 240H159V241H158ZM164 240H166V241H164ZM172 240H173V241H172ZM175 240H176V241H175ZM183 240H184V241H183ZM185 240H187V242H185ZM188 240H190V241L188 242ZM191 240H192V241H191ZM215 240H216V239H215ZM236 240H237V242H238V243H237V246H235V245H236ZM239 240H241V241H239ZM257 240H258V241H257ZM56 241H57V242H56ZM64 241H66L67 244H65ZM120 241H121V240H120ZM137 241H138L139 243H138ZM178 241H179V243H178ZM181 241H183V243H182ZM255 241H256V243H255ZM45 242L43 243V245L39 244L38 248L42 249V248L44 247V245H45L46 247H48V245H50V244H47V245H46ZM69 242H70V243H69ZM74 242H75L77 245H75ZM101 242H103L102 239H101ZM180 242H181V243H180ZM213 242H212V243H213ZM232 242H233V243H232ZM10 243H11V242H9L8 244H10ZM62 243H63V244H62ZM68 243H69V244H68ZM73 243H74V244H73ZM104 243H105V242H104ZM104 243H103V244H104ZM133 243H134V244H133ZM143 243H145V244H143ZM177 243H178V244H177ZM218 243H219V246H217ZM221 243H223V245H222L223 247L221 246ZM8 244H7V246H5V249H6V250H4V251H5V253H7V254H11V253H12V250H13V249H11V248H12V247H11L12 244H11V245H8ZM184 244H185V245H184ZM256 244H257V245H256ZM73 245H74V246H73ZM106 245H107V243H105L104 246H103V247H105V248H104L105 250L102 249V250H104V252H102V253L104 254V256H105V252H107V255H109V253H113V252H110L111 248H109V252L107 251V250H108V247H107V250H106ZM124 245H125V249L123 248ZM132 245H133V246H132ZM137 245H139V247H138ZM142 245H141V246H142ZM153 245H154V246H153ZM203 245H204V246H203ZM8 246H9V247H8ZM40 246H41V247H40ZM42 246H43V247H42ZM53 246L50 247L51 250L54 249ZM101 246H102V245H101V243H100V251H102V250H101ZM107 246H108V245H107ZM127 246H132L133 249L130 248V247H129V249H128ZM170 246H171V248H170ZM195 246H196V245H195ZM230 246H231V248H230ZM234 246H235V248H236V249H235L236 251L232 254L231 252H232ZM255 246H256V247H255ZM68 247H69V249L67 250ZM103 247H102V248H103ZM118 247H119V248L121 247V248L124 249V250H123V249H120V250H121V251L119 252L120 254L117 253V251H119ZM136 247H138V249H140L139 252H138V253H137V252H132L133 250L135 251ZM157 247H158V248H157ZM201 247H200V248H201ZM213 247L217 250V251H216V250L213 251L214 255L216 254L215 257H214V255H213V257H212V253H211V251L214 249ZM259 247H260V248H259ZM38 248L34 251V252L36 253V255H37V253H38V251H37ZM75 248H76V247H75ZM134 248H135V249H134ZM193 248H194V250H195L197 247H194V246L191 247V249H193ZM200 248H199V249H200ZM219 248H220V250L223 251L224 255H223L222 252H221L222 254L219 252ZM223 248H224L225 250H227V248H228L229 253H230V254H229V253H228V254L226 253L227 256L229 257V259H226V261H224L225 258H224V259L222 258V255H223L224 257L227 258V256H225V252H224L225 250H223ZM258 248H259V249H258ZM10 249H11V250H10ZM40 249H39V251H41ZM76 249H77V248H76ZM126 249H127V250H126ZM130 249H131V251H130ZM138 249H136V250L138 251ZM199 249L196 250L197 253H198ZM254 249H255V250H254ZM62 250H63V251H62ZM66 250H67V251H66ZM128 250L131 252L132 257H129L130 260H127V261H126V259H128V258H127L128 256H126V254L129 255V254H128V253H129ZM194 250H193V251H194ZM100 251H99V252H100ZM146 251H148V252H146ZM164 251H165V252H164ZM167 251H168L169 253H168ZM182 251H183V252H182ZM188 251H189V250H188ZM209 251H210V253H211V256H209V255H210ZM255 251H258L260 255H256V254H258V253H254ZM73 252H74V251H73ZM99 252H98V253H99ZM127 252H128V253H127ZM175 252L180 253V254L177 255ZM181 252H182V253H181ZM252 252H253V253H252ZM28 253H29V252H28ZM98 253H97V255L100 254V253H99V254H98ZM121 253L124 254V255H123V256H124V259H122L123 257H121V256H122ZM132 253L137 254L138 257H137L136 255L132 254ZM139 253H140V254H139ZM103 254H100V255H99L100 257H99V256H98V257L95 256V258L102 259V257H104V256H102ZM116 254H118V255H116ZM165 254H167V256H166ZM219 254H220L221 256H219ZM254 254H255V255H254ZM261 254H262L263 256H262ZM36 255H35V256H36ZM54 255H55V254H54ZM67 255H68V254H66V256L64 255V257L67 258V259H68V257H71V255H70V256H69V255L67 256ZM107 255H106V256H107ZM133 255H134V256H133ZM146 255H145L144 258H141V259L139 258V259H140L139 261H142V260H143L142 263H144V262H145L144 260H147V259H148V258L146 259ZM155 255L158 256V257H155ZM174 255H176V256H174ZM217 255H218L219 258L221 257L222 259H219L218 257H216ZM232 255H233V256H232ZM30 256H31V255L29 254V259H30L29 261H30V262L28 261V256H27V262H29L28 264H30L31 261H33V260H31L32 257L30 258ZM55 256H56V255H55ZM149 256H150V255H149ZM188 256H189V258H190V257H191V258H190V259H189V258L187 259ZM192 256H194V257L192 258ZM206 256H207V257H206ZM259 256H260V258H259ZM60 257H61V258H60ZM125 257H126V259H125ZM135 257H134V259H135ZM147 257H148V256H147ZM164 257H163V259H164ZM181 257H180V258H181ZM208 257H209V258L212 257L213 259L216 258V260L214 259L213 262H212V260H211L212 258L209 259ZM33 258H36L35 260H37V257H34V256H33ZM33 258H32V259H33ZM54 258H55V259H54ZM95 258H93V259L96 260ZM104 258H105V257H104ZM155 258H156V259H155ZM158 258H159V259H158ZM39 259H40V257H39ZM53 259H54L55 261L52 263ZM111 259H112V260H111ZM118 259H116L117 262H115V260H114V262H115L116 264H119V263H120V261H118ZM149 259H148V260H149ZM157 259H158V260H157ZM170 259H169V261H168V259H167V262H166V263H169V262H170ZM200 259H201V261H200ZM207 259H208V260H207ZM235 259H237V260H235ZM257 259H258V261H256ZM35 260H34V262H35ZM102 260H104V259H102ZM136 260L133 261V259H132V262H134V263H132V262H131V263H132V264H136V263H137ZM151 260H152V261H151ZM156 260H157V261H156ZM164 260H165V259H164ZM172 260H174V259H172ZM172 260H171V262H172ZM218 260H219V261H218ZM227 260H229V261L227 262ZM60 261L63 262V260H60ZM60 261H59V262H60ZM64 261H65V260H64ZM92 261H93V260H92ZM92 261H91V262H92ZM97 261H98V260H97ZM104 261H105V260H104ZM137 261H138V260H137ZM175 261H176V260H174L173 262L175 263ZM192 261H191V262H192ZM34 262H32V264H33ZM37 262H38V261H36V263H37ZM59 262H58V263H59ZM93 262H94V264L97 263L96 261H93ZM93 262H92V263H93ZM98 262H99V263H97V264H103L100 260H99ZM114 262H113V264H114ZM118 262H119V263H118ZM123 262L121 261L122 264H124ZM153 262H155V263H153ZM173 262H172V263H173ZM176 262H177V261H176ZM188 262H187V264H192L191 262H190V263H188ZM193 262H194V261H193ZM196 262H195V263H196ZM236 262H237V263H236ZM36 263H35V264H36ZM129 263H128V264H129ZM131 263H130V264H131ZM140 263H141V262H139L138 264H140ZM142 263H141V264H142ZM174 263H173V264H174ZM195 263H193V264H195ZM5 264H7V263H5ZM38 264H39V262H38ZM60 264H62V263H60ZM145 264H146V263H145ZM170 264H171V263H170ZM175 264H176V263H175ZM185 264H186V263H185ZM219 264H220V263H219Z\"/></svg>","mask_w":264,"mask_h":264}]
</instances>
